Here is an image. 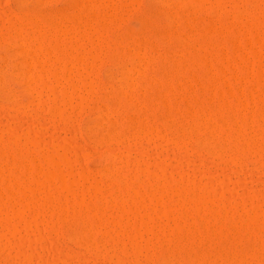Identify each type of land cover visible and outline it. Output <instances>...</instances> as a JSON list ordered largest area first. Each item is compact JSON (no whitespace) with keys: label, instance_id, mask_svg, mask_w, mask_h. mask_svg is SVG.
I'll return each instance as SVG.
<instances>
[{"label":"rangeland","instance_id":"1","mask_svg":"<svg viewBox=\"0 0 264 264\" xmlns=\"http://www.w3.org/2000/svg\"><path fill=\"white\" fill-rule=\"evenodd\" d=\"M113 1V2H112ZM121 1V2H120ZM134 1V2H133ZM204 1V6L202 7V9H196L197 11L195 12V14H194V11L192 10V13H190L191 12V8L190 7H187V9L185 10L183 7L182 8H180V6L179 7H176L174 4L173 5H171L170 7L171 8H168V7H166L164 4H162L161 2H159L158 0H108V2L105 0V2H104V4H105V6L104 7H101V9H100V13L98 12V9H96L97 11H95L94 9V11L92 10V12L94 13H92L91 12V10L89 9V7H88V5H85V6H87L88 7V9L84 6L83 7V5L80 7H76L75 6V8H71L73 5L72 4H70L72 1L70 0V1H68V0H26L23 4H21V5H19L18 3H16V0H0V35H2V36H0V71H4V73H5V75L7 76V78H6V80L4 81V82H2V84L0 85V88H2V90H0V91H5L4 92V94H2V92H0V130L1 129H3V130H5V131H3V130H1L0 132H3L4 133V135L5 134H7V133H5L6 131H9L10 130V132H9V134H12V136L14 135V137L15 138H18V139H20L21 140V142L23 143V144H27V142H25V141H27L28 140V138L29 139H33V141H34V139H35V141H36V143H38V144H40L39 145V147L40 148H42L43 146V150L44 151H47V152H49V154H51L53 151H54V153H55V150L56 149H58L61 145L65 148V150H67V152H68V155H70L71 156V158H73V160L75 159L74 157H76V159H75V162H74V164H73V174H75V172H76V170L78 169V171H83L82 173L83 174H88L89 173V178H95V179H97V180H99L100 182H102V184H103V186L105 185L106 186V184H107V186L108 185H116V184H118V186L120 185V187L122 188L123 187V185H124V187L122 188L123 189V192H125L124 194H126L127 193V191L125 190L124 191V189L127 187H129V186H131V188L133 189V187L135 188V185H136V187H137V183H138V181H140L141 180V177H143L142 178V181H141V183H139V184H141V186H142V184L144 185V183H145V185H146V183H149V187H150V189H152L151 188V186L152 187H154V189H155V187H157V185H160V184H162L163 182L161 181V180H163V179H165L166 177H167V179H168V182H170V184H172V185H178L179 186V184H178V182L176 181L177 179V177L179 176H181V173L183 174V176L185 175V177H189L190 179H189V181H187L186 183H188V184H185V187L187 186L188 188H189V185H190V187H194L195 189H197L198 190V188H201V189H203L204 187H208V186H217V189H219L220 190V192H219V194H220V196H221V191L223 190V191H225V194L223 195V199L225 198L224 196L226 195V202L228 201V203L227 204H229L228 205V207L226 208V206H224V207H220L219 206V204L216 206V209L214 208L213 209V214H212V208L210 209L209 207H207L206 208V210L204 211V210H202V215H200L199 216V214L201 213V209H200V207H199V212L196 210V211H194V209L191 207L192 206V202H190V205H188V204H186L187 202H189L191 199H187L188 197L185 195V197H184V195H180L179 196V202H178V204L180 203L181 204V198H183L184 197V199L183 200H186L187 199V202H184L183 204H186L185 206H190V208L191 209H193V210H190V208L188 207H183V209L181 208L182 206H180V204L179 205H177V202L175 201V199H174V197L171 195L173 192H175V194L176 193H178L177 192V188H178V186H177V188L175 189L172 185V188H173V190L174 191H172V193H171V189L169 188V187H171L170 185L168 186V187H165V188H167V191H168V188H169V195H166V189H165V191H164V189L163 188H160L159 186H158V189H163V199H165L167 202H165V203H167L168 205H170V206H168L167 204H166V207L168 206L169 208H172L169 212H167L168 210H167V208L166 207H164V209L163 210H165L164 212L162 211V213H164V214H162V215H168V216H165V217H163V219H164V221L161 223V221H159L158 222V224H157V221H156V226H154L155 225V223L153 224V229H155V235L153 234V233H151V232H149L148 230L151 228V227H149V229L147 230V228L145 229L144 227H146V226H144L143 227V229H145L146 231H148V232H144L143 233V235H144V237L143 236H141V235H138L136 238H138V240L139 239H141V241L139 240V241H137V239H136V242H140L141 243V245L140 244H138L139 246H141L142 247V249H144V250H142L141 251V253H139L138 254V256H137V253L136 252H138V251H131V250H134V248L132 247V246H130L129 245V243L130 244H132V242L134 241V239L135 238H133V235H132V238H133V241L132 242H129L130 241V239H129V241H127V237H125V241H127V242H129V243H127V242H125V243H127V244H125V243H123L124 242V238H123V236H121L122 234H121V231L119 230L120 229V227H122L123 225H122V223L123 222H125V220H127V219H129V224L130 225H128L127 226V224H126V226L127 227H125L124 228V226H123V228L126 230H128L129 228V231H132V234H134V232H133V230H135L136 229V231H137V233H140V232H142V230L141 231H139L137 228L140 226L141 227V225H137V223H138V220L140 219V217L142 218L143 217V219L145 220V218H149V217H152L151 215H153V216H156L157 215V213H156V215H154V213H151V208H149V209H147L144 205H142V207H143V209H142V207H140V206H137L138 208L137 209H140V210H138L137 211V209L134 207V206H132V204H130V202H132V200L130 201V199L133 197H131V198H129L128 197V194H126L127 196H125V195H123L125 198L126 197H128L129 199H127L128 201L127 202H129V203H125L126 202V199L124 200V201H122L121 199V196L122 195H119V193L121 194L122 193V190H120V189H118V190H120L121 192H119V191H117L116 189L118 188L117 186V188H114L113 186H112V188L113 189H111V190H113V191H117V192H119L118 194H117V192L116 193H114V192H112V194H111V196L112 195H114V196H117V199H118V202H116L115 200H114V202H116V205L117 206H112V205H115V203L114 202H112V204H111V201L113 200V198L114 197H108V195L106 196L105 194H104V192L103 193H98L99 194V196H98V194H95L93 191H92V194H90V192H91V189L88 187V192H89V190H90V192L89 193H86L87 195H86V199L88 200V198L89 199H91V202L93 201V199H94V201H93V203H95V204H97V202L99 203L98 205H99V209H98V211H97V215H95L94 213H91V215L93 216H91L90 218H92L93 220H91L90 219V221H92L91 223H93L94 225L96 224L97 226H99V228L101 229L102 228V231H100V232H102L103 233V231H104V227H102V225H105V230H108V231H110L107 227H111L112 226V228H114L115 226L117 227V224H115V226H113V225H111L112 223H114V222H110V221H113V220H110L111 218H113L114 219V221H115V223L116 222H120V220L122 219H120L119 217H123V218H125V219H122L123 220V222L121 223L120 222V224H119V226H118V228H116L117 229V232H119V240H121V237L123 238V240H121V241H123V242H119V244H117L116 245V243H113L112 241L113 240H117V235H116V231H114V230H116V229H114V230H112L113 231V233L116 235V237L114 238L113 236H114V234L112 233V231H111V233H112V238L111 237H108L110 234L109 233H107V236H105L106 234H102V233H100V232H98V234H97V240H95V241H99V240H101V242H98V244H99V248L101 247V249H100V251H101V253L103 252H105L104 254H106V250H107V252H109V254H108V256L107 255H104L103 256V253L101 254V255H97L98 253L100 254V252H99V250H96L97 248L96 247H94L93 248V244H92V246L90 245V246H88V247H90V249H88L86 246H82V244H80V242H78L77 241V243H79V244H76L75 243V239H73V237H71L69 234H71V226H73L74 227V225L76 224L75 223V217L72 215V216H70V215H66L65 213H62V211H61V208H62V206L64 205V203H65V205L68 207V204H69V206L70 207H72L71 206V204L70 203H72L73 201H77V199L76 200H72L73 198H72V196H69V194H71V193H65V194H63V195H65V197H67L66 199H63V197L62 198H60V196H58V193H54L55 195L57 194V197L59 198L58 200H55V199H57V197L56 198H54V200H52V201H54V202H52V204H55L56 202L55 201H59L60 199H62V200H60L61 201V203H59L58 202V205H57V203H56V205L57 206H60L61 208H59V207H55L54 205L52 206V204H51V206H46V207H48L45 211H48V212H46L47 214L44 216V218H54V220L55 219H57L56 221L58 222H53V223H51L50 222V224H56V226L54 225L52 228L47 224V222H46V220L44 221V220H42V221H44V222H40V221H38V224L36 223V222H34L33 224H32V221H30L31 222V224L29 223V221H26V223L27 224H23L24 222V220H23V218H21V216H23L24 218H25V216L27 217L28 215H26L27 214V210H26V213L23 211L22 212V215L20 216V218H21V221H19L18 219H20L19 218V215L18 216H16L18 219L16 220V217L14 218L16 221H19V222H21L18 226H17V229L18 228H21V232H18L17 234H16V231H19V230H15V229H11V230H15V231H13V232H15V234L13 235V238L11 237V236H9L8 234H9V232H6V230L3 228V230H2V227H0V235H2L4 232H6V236L8 235L9 237H5L4 235H2V237H4L3 239H5V238H10L11 240L10 241H15V243H13V241L11 242V245H13V244H17V242L20 244V246H19V244L18 245H15V247L14 246H11L10 248L8 247L9 246V244H8V241H6L7 243V246H6V244H5V240H3V242H4V244H3V242H0V243H2L1 244V248L3 247L2 245H5L6 246V248H5V246H4V251L2 250L1 251V248H0V252L2 253L3 252V255H1L0 254V264H17V262H18V264H21L22 262L21 261H23V259H22V252H25V253H27V255H30L31 257H33L32 258V260L33 261H30V263L29 264H61V260H63V262L64 263H66L65 261H67V263L66 264H163L162 262H164L165 263V261H163V260H166L169 256H170V254H176L175 256H178L177 255V253L175 252V250L178 248V244H179V249H180V251L184 248V245H183V248H182V244H181V242H182V238H183V234L185 233L186 234V236H187V234H190V233H192V231H194L195 232V230H191V232L189 233V230H187L188 228H193L194 229V227H196L197 226V228L199 227V224H198V222H200V219H207L208 221L212 218H214L213 216H214V210H215V214H216V212L218 211V207L221 209L219 212H221L222 211V215H224V217H226V215L225 214H227V211L226 210H229V207H230V212H231V215H230V212H228V219H231L230 217H232V220H233V217H236V218H234V221H235V219H236V221H240L241 219L243 220V215L245 214L244 212H246V208H247V210L249 211V212H251L252 213V211L254 210V211H258L259 213L260 212H262L263 214H264V155L261 157L260 155L261 154H263L264 153V150H263V153H259L260 152V147H256V146H254V148L256 149H259V151L257 150V152L260 154V155H258V153H256V151L254 150V152H253V149H251V152H253L254 154L256 153V155H254L253 153H251L250 155H248L247 153V151L246 152H244L243 150H242V152L244 153V154H247L246 156H247V159H246V157H244V154H243V157L242 156H240L239 157V155H241L242 154V152H241V149L242 148H237V150H240V152H241V154L239 153V151L237 152V150H236V148H234L233 147V149H235L236 150V152L237 153H239V155L237 154V156H235L236 155V152H235V155H233L234 153H233V150L231 149L232 147H230V146H232V141H230L231 139V134H233V133H231L232 131H231V129L229 128V127H227V126H224V131L226 132H224L223 131V129H222V132H224L225 134H222V132L220 131V139H218L219 140V149H221L222 151H220V153H221V155H220V158H217L219 155H215V157H214V155H212V154H214V153H216V152H218V151H216V149L214 150V148H213V150H209V148L207 147V149L209 150H207L206 151V149H204V148H206V146L204 147V145H199V147H198V143H196V142H193V141H195V140H193L195 137L194 136H196L195 135V133H193L192 132V129H189V130H191V133H193V134H191V133H188L186 136H184L183 137V139H182V141H181V143H182V145H181V143H179L180 142V140L178 139V144H179V146L181 145V146H183V150L178 146V144H177V142L176 141H172L173 140V136L171 135V133L170 132H167L168 130H166L167 128H166V125H167V123H173V121H174V124L176 123H180V122H183V123H186V124H190V123H192L194 120V114H197L198 112V110L196 109L197 107H198V109H200L199 110V112H201L202 111V113H203V111H205V108L204 107H202V104L200 105V106H197L195 103L197 102V103H201V102H203L204 103V101H207V99H209L208 101L210 102V99L213 101V100H216V98H218V96H217V93L218 92H220L221 91V89H219V86L220 85H222V86H220L222 89L224 88V87H228L229 85H233L234 87H238V89H241V87L243 86L242 84H244L243 82H245V81H243L242 79H240V77L242 78V75H239L242 71L244 72V71H246V72H244V74H243V72L241 73V74H243V76H245L246 74H248V75H246L247 76V79H246V77H245V79L247 80L246 81V89H247V93H249V94H252L253 96L255 95V94H257V93H259L258 91H259V89L257 88V87H259V88H262L263 89V93H262V96H263V94H264V81H262V83H256L255 81H252V84H254V83H256V85H259V86H256V85H253L252 86V84H249V82H251V81H248L249 79H251V78H249L248 79V77H250V76H253V74H254V72L253 71H255L256 72V70L255 69H253V71L251 70V67H253V68H255V67H257L256 65L257 64H260V62L258 61V60H262V64H261V66H262V68L260 67V66H258V67H260V69H263L264 70V60H263V58H262V56L260 57V58H258L259 56H258V54H260L261 52H259L257 55H255L254 54V56H256L255 57V60H253L254 59V56H252V54H249V53H251L250 51H248L249 53H247V50H248V48H249V46H250V44H245V41H244V39L245 38H242L243 36L244 37H248L250 34H249V32L251 33V31L253 30V32H255V35L260 39L261 37H263L264 38V24L262 23L263 22V20H260V19H262L263 17H262V15L261 14H263V16H264V0H254L256 3V5L255 4H253L254 3V1H252V0H249L252 4V6L251 5H249L250 3H249V1H246V0H224L223 2L225 3V5H224V3L221 1V5H220V7L221 8H216V6L218 5L219 6V4H216V0H214V2L212 3V1L213 0H211V2H209V4L206 2V0H203ZM239 1V2H238ZM246 1V2H245ZM112 2V3H111ZM122 2H123V4H122ZM171 2H173V0L171 1ZM206 2V3H205ZM218 2V1H217ZM106 3H108V4H106ZM174 3V2H173ZM214 3H215V5H214ZM233 3V4H232ZM246 3V4H245ZM261 3V4H260ZM102 4H103V2H102ZM111 4H112V6H111ZM119 6H118V5ZM122 4V5H121ZM205 4H207V5H205ZM259 4V5H258ZM110 5V6H109ZM214 5V6H213ZM224 5V6H223ZM238 5V6H237ZM255 5V6H254ZM114 6V7H113ZM116 6V7H115ZM213 6V7H212ZM217 6V7H218ZM259 6V7H258ZM111 7V8H110ZM172 7H174V8H172ZM209 7V8H208ZM211 7V8H210ZM225 7V8H224ZM248 7V8H247ZM249 7L251 8V9H249ZM257 7V8H256ZM77 8V9H76ZM83 8V9H82ZM128 8V9H127ZM135 8V9H134ZM215 8H216V13H215ZM230 8V9H229ZM244 8V9H243ZM256 8V9H255ZM262 10L263 9V11H261L260 9ZM29 9V10H28ZM39 9H41L42 11H45L46 13H49V14H51V12L53 11V12H57L58 14H61V15H66V14H71V13H73L74 15L75 14H81V15H83V14H90V15H92V17H94V22L93 21H91V22H88L87 23V25H85V24H80L81 26H78V24L76 25L77 27H76V29L72 26V27H70L71 29L73 28L75 31H77V32H75V31H71V29H70V31L72 32H70V33H68V35L69 34H73L72 36L74 37V34H75V37L73 38L72 36H67L68 38H66V39H64L63 40V45H62V49H63V51H64V47L66 46V45H68V44H70V43H72V42H76L77 43V45H78V47H77V49L74 51V53H76V55L78 54L79 56H80V58L82 57L81 56V54L83 55V56H85L86 54H84L85 52H86V49H88V48H90V47H92V48H94L93 46L95 45L94 43L96 42H98L97 43V45L95 46L96 48H94V49H97L96 51L98 52V54H99V57L100 58H98V59H96V61L93 63V61L92 62H90L89 60L86 62V61H84V62H81V63H83V64H80V67H81V65L82 66H84V70H85V64L88 66L87 67V72H86V77H85V72H83V74L81 73V75L83 76L84 75V77H82L81 75H80V77H79V75L78 74H75L76 72H77V70L75 69V66L78 64V61H77V64L75 63V66L73 65V61L72 60H75L76 58H73V59H71L70 60V62L72 63V65L74 66H72V67H70V65L69 64H71V63H69L68 64V66L67 67H70V68H68L67 70L66 69H64V70H66L65 72L63 71V70H61L60 72H64V73H60V75L61 74H64V76H65V78L67 79V80H65L64 78H63V76L61 77V78H63V79H61L60 77L58 78L55 74H51L49 77H51L50 79L52 80V82L50 81V79L49 80H47L46 78H45V84L44 85H46V83H48V85H50V87L54 84V86H56L57 87V85H58V87H60L61 86V84L60 83H63V85L61 86V89H59L58 87H57V89H58V91L60 92V90H62V89H64L65 87V90L64 91H66V92H69L70 90H71V84H73L74 85V83L76 84V82L78 83L79 82V86L82 84V85H87V84H83V81L85 80V79H82V78H87L86 80V82H90V81H88V80H90L89 78H91V80H95V84H96V91H94L93 93L91 92V94H89L88 92L86 93V92H84L85 91V86H80V90H82V89H84L83 91H79L80 92V95H81V93L82 92H84L83 93V96L85 97V96H87L86 97V99H84V101H82V103H83V105L81 104V103H79L78 101H80L81 102V99H80V97L78 96L79 95V93H75L77 96H78V98L80 99H78L77 97H75V95H74V93H73V95H74V97H72V99H70L71 98V96H72V93L70 94V96H68V97H70L69 98V100L68 99H66L65 97V95L62 97L61 96V94H58V96H57V93H55V94H52V92L50 91V92H48L47 93V91H49V89L47 90L46 88H44L45 90H47V91H45L44 89L42 90L41 88L42 87H46V86H43V84H42V82H40V83H35L37 86H38V89H37V86L34 84V86H33V88L32 89H35V90H33L35 93H33L32 92V94L30 93L31 92V83H29V82H27V85H29L30 87H28L27 88V85H26V87L24 86H22V85H20L16 80H15V78H13V76H12V73H14L15 71V63L16 64H18L19 63V61H21L23 58H24V56H21V55H23L22 54V51H20L19 52V49L21 48V46L20 45H22V47H23V49H24V47H25V45L26 44H28V43H26L27 41H26V39H24V38H22L21 36V38L20 37H18V36H15L14 35V38H10V35L9 36H7L9 33H12L13 32V34H14V32H16V31H12V30H14L13 28H15V30L17 29V31H20L21 30V28H23V29H25V28H30V30H32L31 29V27H24V26H26L27 25V23H26V25H25V23H24V20H25V22H26V20L27 19H25L26 17H27V15H26V13H32V14H34L35 12H37ZM116 9V10H115ZM211 9H213V10H211ZM227 9H228V11H227ZM235 11H234V10ZM247 9V10H246ZM8 10H9V12H14L12 15H10V17H12V18H9V19H5L4 18V16L6 17V18H8L6 15H4L5 13H3V12H6V14L8 13ZM102 10V11H101ZM221 10V11H220ZM255 10H257V12L255 11ZM26 11H28V12H26ZM32 11V12H31ZM60 11V12H59ZM85 11V12H84ZM111 11V12H110ZM224 11V12H223ZM250 13H249V12ZM23 12H24V14H23ZM61 12H63V13H61ZM98 14H97V13ZM123 12V13H122ZM128 12H129V14H128ZM238 12H240L239 14H240V16H239V14H238ZM258 12H259V18H258ZM263 12V13H262ZM2 13V14H1ZM17 13V14H16ZM65 13V14H64ZM110 13V14H109ZM182 13H183V15H182ZM221 13V14H220ZM233 13H235L234 15H233ZM247 13V14H246ZM248 13H249V15H248ZM252 13V14H251ZM256 13V14H255ZM15 14V15H14ZM117 14V15H116ZM177 15L178 17H180L181 18V21H182V29H183V31H184V33H185V35H186V40H185V43H187V45L189 46H187L186 47V45H181L180 43H177V41L174 39V38H170V37H165V36H162L161 34H159V31H160V29L161 28H163L164 27V24H166V17L168 16V15ZM214 14V15H213ZM244 15L243 17H242V15ZM19 15H21L22 17L25 15L26 17H19ZM36 14H34V16H35ZM89 15V16H90ZM101 15V16H100ZM105 15V16H104ZM218 15V16H217ZM223 15V16H222ZM233 15V16H232ZM235 15H236V17H237V21H236V17H235ZM257 15V17H255ZM17 16V17H16ZM33 16V17H34ZM97 16V17H96ZM253 16V17H255L254 19H256V20H253V17L251 18V17ZM3 17V18H2ZM233 17H234V19H233ZM240 17H242V18H240ZM246 17H248L247 18V21H248V19H250L249 21V23H245L244 25H243V21H245V18ZM250 17V18H249ZM191 19L192 20V22H190L191 20H189V21H184L183 19ZM218 18V19H217ZM123 19V20H122ZM199 19V20H198ZM230 21H229V20ZM259 19V20H258ZM264 19V18H263ZM105 20V21H104ZM193 20H195V24H192L193 23ZM238 20H240L239 22H238ZM243 20V21H242ZM185 22V25H189L190 27H194V28H192L193 30H190V32H187V31H189V29H190V27L188 26H185L184 25V22ZM221 21V22H220ZM242 21V22H241ZM255 21H257V23L256 24H254V22ZM237 22V23H236ZM261 22V23H260ZM22 23H24V24H21ZM103 23L105 24V25H103ZM118 23V24H117ZM221 23V24H220ZM238 23H239V25H238ZM241 23V24H240ZM253 23V24H252ZM260 23V25H258ZM39 26L42 24L43 25V23L40 21L39 23ZM92 24H93V26H92ZM262 24H263V26H262ZM221 25V27H220V30H221V28L223 27V25H227V28L229 29V30H226V29H223V30H221L222 31V33L221 32H217L218 30H219V26ZM240 25H241V27H240ZM248 25H250L249 27H248ZM251 25H253V27L251 26ZM256 25L258 26L257 28H255L256 27ZM21 28H20V27ZM45 26V24L43 25V26H41V27H44ZM46 26H47V24H46ZM46 26L44 27V28H46ZM86 26V27H85ZM114 26H116V27H114ZM216 26V27H215ZM11 29H10V28ZM80 27V28H79ZM84 27V28H83ZM90 27V28H89ZM93 27V28H92ZM218 27V28H217ZM247 27V28H246ZM20 28V29H19ZM89 28V29H88ZM96 28V31H94L93 29H95ZM196 28V29H195ZM216 29L217 31H215L214 29ZM224 28H226V27H224ZM243 28H245L244 30H243ZM255 28V29H254ZM9 29L11 30V31H9ZM213 29V30H212ZM247 29V30H246ZM251 29V30H250ZM29 30V29H28ZM27 30V32H28V34L27 33H25V31L23 30V36L25 35L26 37H27V35L29 36V38L31 39V37L33 36L32 34H35V32H31V31H28ZM35 30V29H34ZM34 30H32V31H34ZM128 30V31H127ZM187 30V31H186ZM198 31V32H196V31ZM219 30V31H220ZM226 30V31H225ZM255 30H259L258 32L257 31H255ZM7 31H9V33L7 34ZM22 31V30H21ZM87 31V32H86ZM192 31V32H191ZM200 31V32H199ZM209 31V32H208ZM236 31V32H235ZM2 32V33H1ZM128 32H130V33H128ZM194 32V33H193ZM204 32V33H203ZM210 32H213L214 34H212V33H210ZM230 32V33H229ZM243 32H244V34H243ZM246 32V33H245ZM247 32H248V34H247ZM5 33V34H4ZM29 33H30V35H29ZM81 33V34H80ZM132 33V34H131ZM192 33H193V35H192ZM217 33V34H216ZM221 33V34H220ZM225 33V34H224ZM261 35H260V34ZM27 34V35H26ZM92 34V38H93V42H94V39H96V37H94L95 35L97 36V38H98V36H99V38L101 39H97L92 45L90 44V43H92L90 40H91V35ZM126 34H127V36H129V34H130V36H132V37H134L136 40H139V41H141V42H151V43H148V44H150V46H148L146 49L149 51V56H151V58H153V59H151L150 58V60L148 61V62H146L145 64H144V62H142L141 64H140V70L139 71H137L136 72V76L134 77V79L132 80V82H134V85L133 86H135V88H137L139 91H137L138 93H140L139 95L141 96H139L138 95V93L137 92H135V94L136 95H134L135 97L133 98L134 99V103H133V108H130V107H128V105L127 104H125L124 103V100H122L123 99V97H121L119 94H117V93H112V92H108V91H106V87H108V85L109 84H113V83H115V84H117L118 83V77H120V70H121V65H122V63H126V62H129V55H127V54H130V53H128V51L129 52H132V51H134V49H133V47L135 46V44L133 43V41L131 42L130 40H125V39H128V37L126 38ZM212 34V35H211ZM219 34V35H218ZM247 34V35H246ZM6 35V36H5ZM87 35H89V36H87ZM156 35H158L157 37H156ZM251 35H252V33H251ZM250 35V36H251ZM254 36V35H253ZM253 36H251V38L250 39H252V37ZM260 36V37H259ZM2 37V38H1ZM9 37V38H8ZM16 37V38H15ZM17 37L21 40H19V39H17ZM83 37V40H84V42H83V44H85V48H84V45L82 44V39H80V38H82ZM90 37V40L88 39ZM157 39H156V38ZM187 37H188V39H187ZM5 38V39H4ZM232 38H235V40H236V38H237V40H236V43H238V45H240V49H239V47H237V44H231L230 42H229V40L230 39H232ZM249 38V37H248ZM248 38H246L247 40H249ZM263 38H261L262 40H263ZM11 39V40H10ZM22 39H23V41H22ZM106 39V40H105ZM240 39V40H239ZM3 40V41H2ZM13 40V42H11ZM24 40L26 41L25 43L26 44H24ZM86 40V41H85ZM89 40V41H88ZM104 40V41H103ZM125 40V41H124ZM147 40V41H146ZM242 40V41H241ZM253 40V39H252ZM261 40V41H262ZM4 41H9V44L8 45H5L4 44ZM30 41V40H29ZM70 43H69V42ZM239 41V42H238ZM251 41V40H250ZM250 41H249V43H250ZM22 42H23V44H22ZM88 42H90L89 44H87ZM113 42V43H112ZM119 42V43H118ZM129 44H128V43ZM229 42V43H228ZM248 41H246V43H247ZM20 43V44H19ZM125 43H127V44H125ZM132 43V44H131ZM239 43H242V44H239ZM252 43V42H251ZM98 44H100V47L98 46ZM115 44V45H114ZM131 44V45H130ZM133 44H134V46H133ZM201 44V45H200ZM207 44V45H206ZM245 44V46L246 47H248L247 49H245L246 47L245 46H243L244 47V49L246 50V53H245V51H244V49H243V47H242V45H244ZM263 44H264V40H263ZM119 45V46H118ZM153 45V46H152ZM10 46V47H9ZM20 46V47H19ZM86 46H88V47H86ZM108 46V47H107ZM173 46V47H172ZM196 46V47H195ZM252 46V45H251ZM250 46V47H251ZM253 46H254V42H253ZM151 47H152V49H151ZM80 48V49H79ZM99 48V49H98ZM109 48V49H108ZM180 48V49H179ZM239 50H238V49ZM252 48L253 47H251V50H252ZM256 48V47H255ZM259 48V46L255 49L257 52L258 51H260V50H257ZM16 49V50H15ZM22 48L20 49V50H23ZM53 49V50H52ZM59 49V48H58ZM56 50V48L55 47H53L52 45H49V46H45V47H43V48H41L40 50H41V52H43L44 54H45V50L47 51L46 53H48V51H49V53L48 54H50V56L47 58L46 57V59H48L49 61H51L52 62V60L53 59H56L57 57H56V55H54V54H57V56H58V54H60L61 52H58V51H60V50ZM61 49V50H62ZM91 49V48H90ZM94 49H92V50H94ZM132 49V51H130ZM236 51H234V50ZM259 49H261V48H259ZM18 50V51H17ZM51 50V51H50ZM100 50H101V52H100ZM111 50V51H110ZM153 50V51H152ZM263 50V54L261 53V55H264V47L261 49V51ZM113 51V52H112ZM127 51V52H126ZM152 51V52H151ZM184 51H186L185 52V55H184ZM243 51V53H241ZM13 52V53H12ZM40 52V53H41ZM56 52V53H55ZM58 52V53H57ZM103 52H104V54H103ZM170 52V53H169ZM255 52V51H254ZM54 53V54H53ZM204 53V54H203ZM252 53H253V51H252ZM14 54V55H13ZM48 54H46L45 56H48ZM102 54V55H101ZM220 54H221V56H222V54L223 55H225V57H228V55L230 56V58H231V55H234V57L232 56V59L233 58H235V59H237V62L238 63H235V61H233L235 64L234 65H236V67H235V69L233 70V69H231L232 71H233V73H232V71H230L229 69H228V71L226 70L225 72V74H222V73H224V72H221L220 73V75L222 74V75H224L223 77L222 76H220L221 78H220V80H221V82L220 83H217V84H215L217 87L216 88H214V85H212V87H210V86H205V87H209V88H211V89H213L214 91H213V95H211L212 94V91H211V89H210V91H211V94H210V91L207 89V88H204V86H203V88H202V86H200L198 83H200L202 80V76H204V72H207L208 71V69L210 70V68H212V66H213V63H216L217 61L216 60H218L219 59V57H220ZM228 54V55H227ZM231 54V55H230ZM240 54H249V55H247V56H245L244 57V59L245 60H243V61H245V62H243L242 63V61H240L241 63H240V65H239V57H241L240 56ZM41 55V54H40ZM76 55H74V57L76 56ZM77 55V56H78ZM161 55V56H160ZM203 55V56H202ZM208 55V56H207ZM214 55V56H213ZM239 55V56H238ZM42 56L45 58V56L42 54ZM78 56V57H79ZM200 56L204 59H209L210 58V56H211V58L209 59V60H204L205 61V63H204V61L202 60L201 61V58H200ZM205 56V57H204ZM56 57V58H55ZM60 57V56H59ZM77 57V58H78ZM181 57V58H180ZM208 57V58H207ZM214 57V58H213ZM243 57V56H242ZM264 57V56H263ZM1 58H5L6 60L5 61H3V59H1ZM22 58V59H21ZM53 58V59H52ZM111 58V59H110ZM169 58V59H168ZM177 59V61H179L180 59H184V61L186 60V66H184V65H182V68H183V70L181 69V71L177 74V82H178V85H177V87L178 88H180V89H177V88H175L173 91H174V94H173V91H166V90H164L162 87L159 89V86H158V84H154V86L152 87V89H151V91H150V93L149 94H151V95H144L145 94V92H144V94H143V92H141V91H144L145 89V78L147 79V77H152V78H156V79H160L161 78V76L165 73V70L166 69H169V68H171V65H172V62L173 61H176V59ZM200 58V59H199ZM216 58V60H214ZM229 58V57H228ZM249 58V59H248ZM52 59V60H51ZM172 59V60H171ZM193 59H194V62H192L193 61ZM199 59V60H198ZM239 59V60H238ZM241 59H243V58H241ZM2 60V61H1ZM57 60V59H56ZM168 60V61H167ZM171 60V61H170ZM198 60V61H197ZM211 60H212V62H211ZM260 60V61H261ZM47 61V60H46ZM49 61H47V63H49ZM54 62H58V61H55V60H53ZM170 61V62H169ZM181 61H183V60H180L179 62L181 63ZM184 61L182 62V63H184ZM189 61V62H188ZM214 61V62H213ZM250 61V62H249ZM2 62V63H1ZM5 62V63H4ZM11 62H13V63H11ZM50 62V64H49V66H48V68H51V69H46V71L47 72H49V73H47L45 70H44V68H43V70L45 71V73L46 74H50L52 71H53V69L55 68L54 66H55V63L53 64V63H51ZM74 62H76V60L74 61ZM259 62V63H258ZM148 63V64H147ZM166 63V64H165ZM181 63V64H182ZM188 63V64H187ZM247 63V64H246ZM95 64V65H94ZM101 64V65H100ZM139 64V63H138ZM256 64V65H255ZM13 65H14V67H13ZM54 65V66H53ZM56 65H58L57 63H56ZM94 67H93V66ZM237 65H239V70H236L237 69ZM245 66L246 68H248L247 70H246V68L245 69H243L244 68V66H243V68L242 67H240V66ZM253 65V66H252ZM32 66V67H31ZM29 65V67H28V72L30 71L34 76H36L37 74H39L40 72H39V70L37 69V66L36 65ZM51 66V67H50ZM98 66V67H97ZM199 66V67H198ZM209 66V67H208ZM248 66V67H247ZM46 67V66H45ZM39 68V67H38ZM72 68V69H71ZM83 67H81V69H82ZM207 68V69H206ZM242 68V69H241ZM70 69H71V71L73 70L74 72H70L69 73V71H70ZM75 69V70H74ZM258 69V68H257ZM17 71H18V69H16ZM49 70H52V71H49ZM55 70V69H54ZM241 70V71H240ZM14 71V72H13ZM76 71V72H75ZM89 71H91V73L89 72ZM247 71H248V73H247ZM249 71H251L252 72V74H251V72H249ZM12 72V73H11ZM29 72V73H30ZM81 72H82V70H81ZM228 72V73H227ZM237 72H238V74H237ZM16 74H17V72H15ZM88 73L90 74V76L88 75ZM159 73H161L160 75H159ZM251 75H250V74ZM73 74H75V75H77V76H75V75H73ZM231 74H232V76H234V74L236 75L235 77L236 78H234V77H232L231 76ZM28 75H31V74H28ZM66 75H68V76H66ZM72 75V77H70ZM195 76V78H194V76ZM230 75V76H229ZM239 75V76H238ZM52 76H56L57 78V80L58 81H60V79L62 80V82L60 81V82H56L57 83V85H55V81L53 82V78H52ZM31 77H33V76H31ZM48 77V76H47ZM68 77H69V79H68ZM75 77H76V79H75ZM89 77V78H88ZM231 77V78H230ZM12 78H13V80H12ZM72 78V79H71ZM73 78H74V80H73ZM118 78V79H117ZM223 78H225L223 81H222V79ZM253 78V77H252ZM117 79V80H116ZM237 79V80H236ZM244 79V78H243ZM244 79V80H245ZM54 80H55V77H54ZM63 80H65V81H63ZM69 80V81H68ZM240 80H242V81H240ZM252 80V79H251ZM48 81V82H47ZM50 81V82H49ZM117 81V82H116ZM192 81H194V82H192ZM197 81V83L196 84H194L195 82ZM97 82V83H96ZM193 83V84H191V83ZM242 82V83H241ZM51 83H53L52 85H51ZM60 85H59V84ZM85 83V82H84ZM40 84H42V86H39ZM70 84V85H69ZM187 84V85H186ZM191 84V85H190ZM65 85V86H64ZM69 85V86H68ZM98 85V86H97ZM241 85V86H240ZM250 85V86H249ZM35 86H36V88H35ZM141 86H142V88H141ZM144 86V87H143ZM180 86V87H179ZM190 86H192V88L190 87ZM195 86V87H194ZM200 86V87H199ZM224 86V87H223ZM41 87V88H40ZM49 87V86H48ZM47 87V88H48ZM49 87V88H50ZM70 87V88H69ZM184 88V89H186V94H185V96H182V97H184L183 99H182V97L180 96V94L182 95V92H183V90H181V88ZM189 87V88H188ZM253 87H255V88H253ZM22 88H24L23 90H22ZM25 88H26V90H25ZM191 88V89H190ZM31 89V90H30ZM36 89H37V92L38 91H40V90H42V92L41 93H43V101L44 102H42L41 100H40V102L41 103H39V101L38 100H36L37 98L36 97H34V96H36ZM86 89L88 90V86H86ZM109 89V88H108ZM140 89H144V90H141L140 91ZM179 90V94H178V91L177 90ZM192 89H194L193 91H192ZM201 89V90H200ZM262 89H260V91L262 90ZM68 90V91H67ZM105 90V91H104ZM155 90V91H154ZM175 90H176V92H175ZM208 90V91H207ZM217 90H219V91H217ZM158 91L160 92L159 93V95H157L158 96V99L155 97L156 96V94L158 93ZM165 91H166V94H165ZM215 91H216V94H215ZM15 93V95L14 96H12V95H10V94H8V93ZM45 92V93H44ZM58 92V93H59ZM72 92V91H71ZM163 92V93H162ZM189 92V93H188ZM209 92V93H208ZM256 92V93H255ZM61 93H64V92H61ZM105 93V94H104ZM141 93H142V95H141ZM172 93V94H171ZM175 93H177L176 95H175ZM188 93V94H187ZM253 93H255V94H253ZM261 93V92H260ZM48 94V95H47ZM108 94V95H107ZM45 95V96H44ZM51 95V96H50ZM54 95V96H53ZM60 95V96H59ZM102 95H106V97L105 96H102ZM122 98H120L119 96ZM138 95V96H137ZM160 95H163L164 97H169V98H172V100H175L176 99V101H177V99H178V101H177V103H176V101L174 102L176 105H175V107H176V109H178L179 110V112L177 113V114H175V116H171L172 117V120H170L171 122H169V118H171V117H169L168 118V116L166 117V116H163L164 114V110H165V108H164V105H163V103H162V100L160 99ZM184 95V94H183ZM242 95V97L241 98H243V96L245 97V95L244 94H241ZM53 96V97H52ZM57 96V97H56ZM179 97V98H176V97ZM216 98H215V97ZM240 96V95H239ZM239 96H234V97H236V99L233 97V96H231V97H233V98H231V100L234 102V101H238L239 99H241ZM247 96V95H246ZM256 96V95H255ZM253 97V98H255V99H250V97H245L244 99L247 101V100H251V102L249 101L248 102V104H247V106L249 105V106H254V108H255V110H256V108L258 107V106H256L255 107V102L256 103H258L257 101V98L256 97ZM67 97V98H68ZM84 97H82V98H84ZM108 97V98H107ZM144 97V98H143ZM192 97H193V100H192ZM213 97H214V99H213ZM237 97H238V100H237ZM34 98V99H33ZM36 98V99H35ZM65 98V101H66V103L64 104V99ZM73 98H76V99H74L73 100ZM155 98V99H154ZM206 98V100H204ZM229 99H230V97H228ZM228 98H225V100L224 99H222V100H224L225 101V103L227 102L226 100H228ZM32 99V100H31ZM55 99V101H53ZM57 99V100H56ZM185 99V100H184ZM201 99H203L204 101H202ZM35 100V101H34ZM67 100H68V102L69 101H71V102H73V104H75L76 102H75V100L77 101V104H75V109H73V107H74V105H72L71 104V102L69 103V104H67L68 102H67ZM198 100H199V102H198ZM219 99H217L216 101H218ZM228 101V102H231L232 103V101ZM241 100H243V99H241ZM257 100V101H256ZM123 101V102H122ZM205 102V103H208V104H210L209 102ZM253 101V102H252ZM30 102H32V103H30ZM60 102V103H59ZM220 102L221 101H219L218 103L217 102H213V104L211 103L210 104V106L212 105V106H214L216 103H217V105H215L214 107H217V108H220L221 106L219 105L220 104ZM228 102L226 103L227 105H225L224 104V106H230V105H233V104H228ZM34 103V104H33ZM48 103H49V105H48ZM59 104L60 105V107L62 106H66L65 107V109L67 110V108H69L68 109V111L69 112H67L70 116H72V118H73V120H74V123L76 124L75 126H78L79 127V129H78V127H75V128H77V130L75 129V130H73L72 129V127L70 126V124L69 123H67L66 121H64V123H63V120L62 121H60L59 120V117L58 116H54L53 114H52V112H51V114H52V116H51V114H50V111L52 110V107H53V105L54 104ZM215 103V104H214ZM263 103H264V101H263ZM14 104H15V106L17 107H14L15 108V110L17 111H15V110H9V108H11L10 106H14ZM32 104V105H31ZM51 104V105H50ZM56 104H55V106H56ZM70 104L73 106L72 108L70 107ZM82 105V107H80V105ZM221 104L223 105V103L221 102ZM2 105V106H1ZM7 105V106H6ZM34 105V106H33ZM93 105V106H92ZM189 105H191V106H193L194 108H192V107H190ZM194 105H196V106H194ZM50 106H51V109H49L50 108ZM68 106V107H67ZM78 106H79V108H78ZM84 106V107H83ZM185 106H187V107H185ZM248 107L247 108V110H249V111H251V114H252V109H254L253 107ZM264 105L262 104V102H260V104H259V107H263ZM28 107V108H27ZM61 107V108H62ZM63 107V108H64ZM89 107V108H88ZM188 107H190L191 108V110L189 111V112H186L187 111V108ZM196 107V108H195ZM200 107V108H199ZM214 107L212 108L211 107V109H212V111L213 110H215V109H217V108H215L214 109ZM6 108H8V109H6ZM19 108V109H18ZM77 108V109H76ZM103 108V109H102ZM203 108V109H202ZM13 109V108H12ZM35 109V110H34ZM65 109H63V112H65L64 110ZM84 109V110H83ZM195 110V111H193L194 112V114L192 115V110ZM9 110V111H8ZM70 110H71V113H70ZM188 110H189V108H188ZM246 110V114H247V116H251V114H249V111H247ZM14 111V112H13ZM26 111V112H25ZM101 112V111H103V112H107L108 114H109V116L111 117V119L112 120H114L115 122H116V124H117V133H121L120 134V136H118V137H122L121 138V140H120V138L118 139L119 140V142H118V140H115L116 142H112V144H109L110 146H108V143H107V141L105 142V141H98L97 142V140H94V138L92 137L91 138V136H87L88 134L86 133V127L88 126V125H93V123H94V121H95V115H96V113L97 112ZM254 111V110H253ZM24 112V113H23ZM92 112V113H91ZM196 112V113H195ZM214 112H216L215 114H217V111H213V115H214ZM74 113V114H73ZM128 113V114H127ZM129 113L131 114V115H134V117H135V119L136 120H138V121H142L141 123L142 124H144V126L146 125V127L147 128H150V126L148 127V124H150L151 126H154L155 125V127L156 126H158V128L159 129H155V132H156V134L158 133V135H156V134H154V136L153 135H149L150 137H149V139H147L148 137H143V136H139L138 134V132H136V131H132V132H135L136 134H134V133H132L131 132V134L130 135H128L130 132H128V134H127V132L125 131V127H126V125L128 124V116H129ZM186 113H191V116H193V117H191V118H193L192 119V122H191V118L189 117V114H186V115H188L187 117H185L186 115L185 114ZM219 113V112H218ZM262 113H263V115H264V109L262 108ZM262 113H260V114H262ZM159 114V115H158ZM233 114V115H232ZM231 115H230V118L232 119L233 117H234V119H236V118H240V115H237V117H236V114L235 113H232ZM176 115H178V116H176ZM212 115V117L214 118V116ZM219 114H217L216 116H218ZM261 116V115H259V121L258 122H260L261 121V119L262 120H264V116ZM54 116V117H53ZM158 116V117H157ZM215 116V118H214V121H215V123L216 122H219L220 123V121L222 122V119H219V121L217 120L218 118H219V116L218 117H216ZM81 117V118H80ZM185 119H184V118ZM189 117V118H188ZM50 118V119H49ZM55 118H57V119H55ZM79 118V119H78ZM174 118V119H173ZM221 118V117H220ZM61 119V118H60ZM163 119H167V120H163ZM186 119H188V120H186ZM49 120V121H48ZM55 120V121H54ZM186 120V121H185ZM53 121V122H52ZM163 121V122H162ZM185 121V122H184ZM32 122V123H31ZM57 122V123H56ZM62 122V123H61ZM66 122V123H65ZM165 122H167V123H165ZM56 123V124H55ZM218 123V124H219ZM260 123H262V121L260 122ZM260 123H258V124H256V126L255 125H252V128H253V126L255 127V129H254V131L250 128V127H248L247 129H246V132H245V134L247 135L248 133V136H254L252 139H256L255 140V142L258 140V141H261V136L263 135V132H264V128L262 127V124L264 123H262V124H260ZM67 124V125H66ZM217 124V123H216ZM36 125V126H35ZM53 125V126H52ZM55 125V126H54ZM64 125V126H63ZM68 125L70 126V128L71 129H69V127H68ZM165 125V126H164ZM257 125H258V127H257ZM259 125H261L260 126V128L261 129H258L259 128ZM108 126V124L107 123H104L103 124V127L101 126L100 127V129L102 130V128L104 129V128H106ZM264 126V125H263ZM4 127V128H3ZM89 127V126H88ZM257 127V128H256ZM12 128V129H11ZM33 128V129H32ZM56 128V129H55ZM99 129V128H98ZM123 129H124V131H123ZM226 129V130H225ZM263 129V130H262ZM158 130H160V132L158 131ZM261 131V133H260V131ZM154 131V130H153ZM158 131V132H157ZM247 131H249V132H247ZM259 131V132H258ZM72 132V133H71ZM155 132H153V133H155ZM14 133V134H13ZM152 133V134H153ZM170 133V134H169ZM9 134H7L6 136L7 137H9L10 135ZM119 134H117V135H119ZM133 134V135H132ZM160 134V135H159ZM167 134V135H166ZM215 134H216V136H215V138L217 137V138H219L218 137V133L217 132H215ZM229 134H230V136H229ZM245 134H244V136H245ZM262 134V135H261ZM0 135H2L1 133H0ZM9 135V136H8ZM125 135H128V136H130V138L128 137V139L127 138H125L124 136ZM134 135H137V136H139V137H136V139L138 138V140H140L141 139V137L142 138H144V139H142V141L144 140V145L145 146H142L143 145V143L141 144L140 142H137V141H135V139H134ZM156 135V136H155ZM192 135H194V136H192ZM222 135H225V136H222ZM228 135V136H227ZM255 135H256V137H255ZM260 135V136H259ZM5 136V137H6ZM133 136V137H132ZM167 136V137H166ZM170 136H171V138H170ZM191 136V137H190ZM221 136L222 137H225V141L223 140V141H221L220 142V140H221ZM25 137H27V140H25ZM151 137H153L154 138V140H153V138L151 139ZM186 137H189L188 138V140H185L186 139ZM197 137V136H196ZM228 137H230L229 138V140H227V138ZM247 137V136H246ZM244 138V139H242V141L243 142H246L248 139H249V137H247V138ZM140 138V139H139ZM145 138H146V140L148 141H146L145 140ZM164 138V139H163ZM190 138H192V139H190ZM215 138H213L214 140H217V139H215ZM261 138V139H260ZM23 139V140H22ZM37 139V140H36ZM54 139V140H53ZM127 139V140H126ZM156 139V140H155ZM169 139V140H168ZM171 139V140H170ZM181 139V138H180ZM247 139V140H246ZM52 140V141H51ZM133 140V141H132ZM245 140V141H244ZM30 141H32V140H30ZM32 141V142H33ZM35 141H34V144H35ZM46 141V142H45ZM59 141V142H58ZM141 141V140H140ZM141 141V142H142ZM153 141V142H152ZM156 141V142H155ZM158 141V142H157ZM161 141V142H160ZM186 141V142H185ZM187 141L189 142V144L187 143ZM191 141V142H190ZM251 143H253V141H251V140H249ZM254 142V144H252V145H256L257 143L259 144V142ZM25 142V143H24ZM51 142H52V145H49V143L51 144ZM105 142V143H104ZM155 142V143H154ZM164 142V143H163ZM173 143V145H174V147H172L173 145H171V143ZM175 142V143H174ZM231 143L230 145L229 144H227V143ZM250 142H248L249 144H250ZM55 143V144H54ZM110 143V142H109ZM137 144V145H134V147H132L133 146V144ZM140 143V144H139ZM186 143H187V145H186ZM192 143V144H191ZM194 143H196V144H194ZM215 143V142H214ZM59 146H58V145ZM130 144H132L131 145V147H130ZM139 144V145H138ZM167 144V145H166ZM177 144V145H176ZM185 144V145H184ZM245 144V143H244ZM243 143H241V145L243 146L244 145ZM247 144V143H246ZM249 144H247V145H249ZM257 144V145H258ZM54 145V146H53ZM146 145H148V146H146ZM156 145H158V146H156ZM163 145V146H162ZM166 145V146H165ZM169 145V146H168ZM196 145H197V147H196ZM224 145H226L229 149H227V150H224ZM229 145V146H228ZM247 145H245L244 147H246ZM26 148L28 147V146H30V142H28V146H26V145H24ZM57 146H58V148H57ZM62 146L59 148V151H57V152H62V151H64V148H63V150H62ZM142 146V147H141ZM169 148H168V147ZM176 146H177V148H176ZM188 146V147H187ZM194 146V147H193ZM136 147V148H135ZM144 147V148H143ZM166 147V148H165ZM193 147V148H192ZM204 147V148H203ZM222 147H223V149H222ZM21 150L22 151H25V149H23V147H22V145H21ZM46 148V149H45ZM133 148V149H132ZM51 151H50V150ZM53 149V150H52ZM70 149V150H69ZM122 149L124 150V152L122 151ZM128 149H129V151H128ZM166 149V150H165ZM184 149L187 151V152H185L184 151ZM193 149V150H192ZM196 149V150H195ZM211 149V148H210ZM226 149V148H225ZM231 149V151H229L230 152V154H229V152H228V150H230ZM264 149V148H263ZM20 150V151H21ZM118 150V151H117ZM121 150V151H120ZM127 150V151H126ZM199 150H201V151H199ZM234 150V151H235ZM250 149H248V151H249ZM39 151H41V150H39ZM44 151H41L40 152V154H42V152L45 154V152ZM117 151V152H116ZM131 151V152H130ZM189 151V152H188ZM191 151V152H190ZM226 152V154H227V157L225 158V152ZM261 151H262V149H261ZM38 152V151H37ZM37 152H36V154L34 153V158H37L38 159V161L40 160L38 157H40L41 158V156L40 155H38L37 154ZM46 152V153H47ZM51 152V153H50ZM73 152V153H72ZM121 152V153H120ZM159 152H161L160 153V155H162V157L160 156V155H158L159 156V159H160V161H159V159H158V157H156L157 156V154H159ZM201 152V153H200ZM209 152V153H208ZM224 152V153H223ZM75 153V154H74ZM103 153V155H101ZM106 153L108 154L109 153V155H111V154H113V155H115L114 153H118V154H123L124 155V153L127 155V156H129V159H128V157H127V159H128V161L130 162V161H135L136 159H138L139 158V160H141V161H138V160H136V162H137V167H139V164L140 165H142L141 166V168L142 167H144L143 169H147L150 173H147L148 171H146V173H145V171H144V173L143 174H150L151 176H149V175H145V177L143 176V174H142V169H140L139 168V170L138 171H140L141 173H140V175H139V173L138 172H136V174H138L139 176H137V177H139L138 179H137V177L136 176H134V177H136V180H138V181H136V184H135V182H129V184L130 185H128V182L126 183L125 181H123V180H121V179H119L118 181L116 180L115 181V178H119V177H122V175H123V177L122 178H124V180L126 179V178H130L131 176H132V174H134L135 175V173H133V171L134 170H136L135 168V165H133V162H131L130 164H129V168L128 167H124L123 168V166H121V171H119L118 173V175H121V176H116L115 178L113 177H111V176H107V178H106V176H104L103 174H102V176H104V177H102V178H100V176H101V174H99V173H101V171L100 170H105L106 169V167L107 168H109L108 166L110 165H107L108 163H107V161H105V160H103L102 159V157L104 156V154L106 155ZM186 153V154H185ZM200 153V154H199ZM219 153V152H218ZM231 153H233V154H231ZM53 154V153H52ZM80 154V155H79ZM189 154V155H188ZM222 154L224 155V158H223V156H222ZM35 155H36V157H35ZM46 155V154H45ZM45 155L43 156L42 155V158L43 157H45ZM75 155H78V156H75ZM126 155L124 156V157H126ZM228 155H233V157L235 158V160L234 159H230L231 161L232 160H234V162L236 163V162H239L238 160L240 159V161L242 160V162H243V164L244 163H246V164H244V166L242 167V168H240V166L238 167V165L237 164H235V163H228V160L226 161V159L227 158H229L228 157ZM73 156V157H72ZM102 156V157H101ZM206 156V157H205ZM32 157V158H33ZM81 157V158H80ZM201 157V158H200ZM203 157V158H202ZM232 157V158H233ZM236 157H239L238 158V160H237V158ZM242 157V158H241ZM258 157V158H257ZM33 158V159H34ZM42 158H41V162H42ZM77 158H79V159H77ZM143 158V159H142ZM164 158V159H163ZM210 158V159H209ZM213 158H215V159H213ZM230 158H231V156H230ZM32 159V160H33ZM85 159V160H84ZM126 159V158H125ZM158 159V160H157ZM197 159V160H196ZM207 159V160H206ZM216 159H218V160H216ZM254 161H253V160ZM101 160V161H100ZM146 161L147 162V164H146V162H145V164L144 163H142V161ZM244 160V161H243ZM257 160H259V161H257ZM37 160L35 159V162H36ZM36 162V163H38L39 164V162ZM77 161V162H76ZM104 161V162H103ZM143 161V162H144ZM34 162V161H33ZM79 162V163H78ZM127 162V161H126ZM128 162V163H129ZM155 162H159V163H155ZM257 162V163H256ZM261 162V163H260ZM127 163V164H128ZM152 163V164H151ZM183 163H185V164H183ZM7 164V163H6ZM5 164V165H6ZM10 164H12V162L10 163ZM8 165L7 167H8V169H6L7 167L3 164L2 165V167L4 166L5 168L3 169V171H4V173H6V172H8L9 171V173L10 172H15L16 173V171H17V173H19V175L21 174V172H23V170H22V168H20V163L18 162V163H16L15 162V166H12V165H14V164H12V165ZM76 164V165H75ZM126 164V163H125ZM146 165V167L144 166V165ZM201 164V165H200ZM227 164V165H226ZM230 164V165H229ZM17 165H18V168H17ZM12 166V167H11ZM124 166H126V165H124ZM134 166V168L132 169V167ZM16 169H15V168ZM103 167H105V168H103ZM110 167H111V165H110ZM147 167H149V169L147 168ZM232 167V168H231ZM246 169H245V168ZM12 168H14L13 170H12ZM92 168V169H91ZM128 168V169H127ZM131 168V169H130ZM183 168V169H182ZM226 168V169H225ZM21 169V170H20ZM90 170V172H89V170ZM151 169H153V170H151ZM204 169V170H203ZM231 169V170H230ZM12 170V171H11ZM14 170H16V171H14ZM142 170V171H141ZM184 170V171H183ZM37 170H35V172H36ZM94 171V172H93ZM157 171V172H156ZM160 171V172H159ZM71 172V171H70ZM84 172H86V173H84ZM161 172H163V173H161ZM4 173H2V174H4ZM38 173V172H37ZM40 173V172H39ZM38 173V174H39ZM72 173V172H71ZM78 173V172H77ZM76 173V174H77ZM82 173H78V174H82ZM96 173V174H95ZM127 174V176H126V174ZM128 173H130V174H128ZM160 173V174H159ZM8 174V173H7ZM7 174H5V175H3L4 176V180L3 179H1L0 178V186H2L1 187V191H3L5 188V182H6V186H7V181H5V176L7 175ZM36 174V173H35ZM73 174H69V175H73ZM74 175V177L75 176H77L76 177V179H78L79 180V176L78 175ZM99 174V175H98ZM158 174L159 175H162V176H160V180L158 179V178H156V177H158ZM18 175V174H17ZM23 175V174H22ZM37 175V174H36ZM68 175V176H69ZM96 175V176H95ZM157 175V176H156ZM163 175H165V177H163ZM2 176V177H3ZM8 176V175H7ZM7 176H6V179H7ZM21 176V175H20ZM87 176V175H86ZM93 176V177H92ZM130 176V177H129ZM170 176V177H169ZM173 176V177H172ZM24 177V176H23ZM27 176H25V182H22L23 184H25L24 186H23V189L24 188H28V187H26V186H29V188L28 189H32V188H30V187H33V188H35L36 186H34L35 184H36V181L38 182V180L35 178V184L33 185V182L31 183V181H32V178H29V179H31L30 181H29V179L28 178H26ZM71 177V176H70ZM74 177H71L70 179H73ZM161 177H163V178H161ZM69 178V177H68ZM85 178H88V177H84V182H85V184L86 183H89L88 181H86L87 179H85ZM174 178L176 179L175 181H176V183H172V181H174ZM19 179V178H18ZM27 179H28V181H27ZM34 179V178H33ZM82 178H80V183H84V182H82L83 180H81ZM103 179V180H102ZM150 179V180H149ZM170 179H172V180H170ZM193 179V180H192ZM3 180V181H2ZM23 180L22 179V177H20V179H19V185L21 184V188H22V183H21V181ZM77 180V181H78ZM123 181V182H119V181ZM129 179H127L126 181H128ZM130 180H133V177H131V179ZM158 180V181H157ZM225 180V181H224ZM2 181V182H1ZM146 181V182H145ZM164 181V180H163ZM196 181V182H195ZM226 181L228 182V183H226ZM78 182V183H79ZM154 182V183H153ZM161 182V183H160ZM191 184H190V183ZM223 182V183H222ZM79 183V186L80 185H82V184H80ZM126 183V184H125ZM131 183H134V186H133V184H131ZM166 183V182H165ZM207 185H206V184ZM37 185V184H36ZM78 185V184H77ZM87 185H89V184H86V185H84V190H85V187L87 186ZM128 185V186H127ZM144 185V190H145V187L147 186H145ZM151 185V186H150ZM163 185H164V183H163ZM203 185V186H202ZM38 186H39V183H38ZM106 186V187H107ZM140 186V187H141ZM147 186V188H149ZM227 187V189H226V187ZM229 186V187H228ZM83 187V186H82ZM104 188V191H107V188ZM109 187V191L108 192H110V186H108ZM139 187V186H138ZM164 187V186H163ZM186 187V188H187ZM87 188V187H86ZM143 188H140L141 190H143ZM185 188V189H186ZM191 188V189H192ZM37 189V188H36ZM79 189L81 190L82 188H81V186L79 187ZM106 189V190H105ZM129 189H130V187H129ZM132 189H130L129 191H133L132 192V194H134L135 195V191L134 190H132ZM138 189V188H137ZM190 189V188H189ZM225 189V190H224ZM26 190V189H25ZM33 190V189H32ZM135 190H136V188H135ZM147 190V189H146ZM86 191V190H85ZM155 191V192H154ZM153 191V189H152V191L151 192H154V193H158V190H154ZM160 191V190H159ZM222 191V192H223ZM71 192H73V191H71ZM75 193H76V191H74ZM74 192L72 193L73 194V196H74ZM87 192V191H86ZM145 192V191H144ZM160 192H162V191H160ZM212 192L213 191H207V193H211L212 194ZM93 193L95 194V195H97L98 197H100V201L98 200V197L96 198L95 197V195L94 196H89L88 194H90V195H93ZM157 193H156V196H159V194L157 195ZM167 193V194H168ZM218 193V191L217 192H214V194L216 195ZM67 194V195H66ZM78 194V193H77ZM76 194V195H77ZM100 194H104L103 195V197H101V195ZM153 194V193H152ZM152 194H151V196H152ZM161 194V193H160ZM162 194H161V199H160V197H157V199L160 201V200H162ZM211 194H209V197H211L212 195ZM261 194V195H260ZM1 195V194H0ZM4 196H3V199L4 200H8V198L5 196L6 194H3ZM62 195V196H63ZM75 195V196H76ZM166 195V196H165ZM174 195V194H173ZM205 195H207L206 193H205ZM211 195V196H210ZM74 196V197H75ZM120 196V199L118 198ZM122 196V197H123ZM148 196V195H147ZM147 196H146V199H147V201L149 202L150 200H151V203L150 204H148V203H146V205L148 204V206L149 205H151L150 207H152V211H154L153 210V206H152V202L154 201V199L156 198H154L153 196V200L151 199V196H150V198H149V196H148V198H147ZM154 196H155V194H154ZM168 196V197H167ZM170 196H172V197H170ZM175 196V195H174ZM183 196V197H182ZM217 196H219L218 194L216 195V196H214V198H216ZM14 197V196H13ZM17 197H18V199H19V196H16V198H15V203L16 202H18V201H20V199L18 200L17 199ZM64 197V198H65ZM70 197H71V199H70ZM95 197V198H94ZM106 197V198H105ZM181 197V198H180ZM190 197H192V196H190ZM208 197V196H207ZM9 198H11V196L9 197ZM38 198H39V200L41 199V201H39L38 200V202H43L42 200H43V196L40 194V195H38ZM37 198V199H38ZM76 198V197H75ZM74 198V199H75ZM104 198V199H103ZM116 198V197H115ZM114 198V199H115ZM173 200H172V199ZM176 198V197H175ZM186 198V199H185ZM199 198H201L200 196H199ZM3 199H1L2 201H3ZM95 199H96V201H95ZM102 199V200H101ZM106 199H108V200H106ZM112 199V200H111ZM145 199V200H146ZM156 199V200H157ZM202 199V198H201ZM201 199H199V200H201ZM216 199H219V198H216ZM222 199V200H223ZM234 199V200H233ZM254 199V200H253ZM257 199V200H256ZM65 200V201H64ZM68 200H69V202H68ZM98 200V201H97ZM104 200V201H103ZM122 202H121V201ZM155 200V201H156ZM172 200V201H171ZM176 200H178V198H176ZM251 200V201H250ZM11 201H13L14 202V199L12 198V200ZM176 203H175V202ZM181 201V202H180ZM224 201V200H223ZM237 201H238V204H237ZM254 203H253V202ZM263 202V203H261V202ZM12 202V203H13ZM63 202V203H62ZM67 202H68V204H67ZM75 202H73V204H75L76 205V203ZM90 202V201H89ZM103 203V205H102V203ZM107 202H108V204H107ZM110 202V203H109ZM172 202V203H171ZM174 202V203H173ZM219 202V201H218ZM226 202H224V203H226ZM106 203V204H105ZM124 203L125 204H127V205H129L130 207L129 208H131V209H129L128 207H127V205H124ZM161 203H163V204H165L163 201L161 202ZM17 204V203H16ZM40 204V203H39ZM60 204V205H59ZM61 204H63V205H61ZM78 204H79V202H78ZM78 204H77V206H76V208L78 209V208H80V207H78ZM111 204V205H110ZM174 204V205H173ZM180 206L179 207V209L181 208V210H184V212H189L191 215H192V217L190 216V219H188L189 217H187L185 220H184V218H185V216H186V214H185V216H179L180 215V213L177 211V206ZM257 204V205H256ZM258 204H259V206H258ZM86 206H88V203L87 204H85ZM119 205V206H118ZM125 207V208H127V209H125V208H123V206ZM39 205H37L36 207H35V209L37 208V210H39V208H41L42 206H43V204L41 205V207H38ZM83 207H84V205H82ZM103 206H105V207H103ZM147 206V207H148ZM161 206H162V204H161ZM164 206V205H163ZM174 206H176V207H174ZM243 206H244V208H243ZM59 208V209H56V210H54V212L55 213H57V214H59V212L61 211V213H62V215L63 214H65V215H63V216H65V218H62V216H61V218L63 219V221L61 220V218L59 219L58 217L56 218V216H57V214H56V216L54 215V212H49L50 210H53V208ZM65 207V206H64ZM75 206H73L72 208H74ZM82 207V208H83ZM120 207V208H119ZM233 207V208H232ZM238 207V208H237ZM257 207V208H256ZM262 207V208H261ZM52 208V209H51ZM66 208V207H65ZM85 208V207H84ZM107 208V209H106ZM114 208V209H113ZM121 208H122V210H121ZM174 208H176V209H174ZM222 208H225L224 210L222 209ZM231 208H232V210H231ZM32 209H34V208H32ZM41 209H45V208H41ZM40 209V210H41ZM50 209V210H49ZM119 209V210H118ZM133 209V210H132ZM160 210L162 209V207L161 208H159ZM188 209V210H187ZM256 209V210H255ZM37 210H35L36 212H37ZM57 210H59V211H57ZM63 210L66 212V210L63 208ZM99 210H100V212L101 211H103L104 210V212H105V216H104V213L103 214H99L98 212H99ZM125 210H129V212H127L126 213V211ZM132 210V213L130 212ZM173 210H176L177 212H176V214L178 213L179 215H178V217H176L177 219H176V221H175V219H173L174 217L173 216H170V215H173L172 213H171V211H173ZM187 210V211H186ZM252 210V211H251ZM261 210V211H260ZM31 211H33V213H34V210H31ZM30 211V212H31ZM42 211V210H41ZM40 211V212H41ZM57 211V212H56ZM63 211V212H64ZM125 211V212H124ZM145 211H146V213H145ZM191 211V212H190ZM194 211V212H193ZM204 211V212H203ZM253 211V212H254ZM136 212H138V214L136 213ZM158 212V211H157ZM187 212V213H188ZM196 212H198V214L196 213ZM236 212V213H235ZM33 213H32V215H33ZM38 213V212H37ZM45 213V212H44ZM60 213V214H61ZM67 213H69V212H67ZM96 213V212H95ZM110 213V214H109ZM127 214L128 215V213H129V215H128V217L127 216H123L122 214ZM141 213H142V215H141ZM160 213V212H159ZM169 213V214H168ZM211 216V218H209L210 216L208 215V214ZM224 213V214H223ZM244 213V214H243ZM257 213V212H256ZM262 213H261V215H262ZM24 214H25V216H24ZM30 216H31V213H28ZM51 214H53L52 215V217H50L51 216ZM69 214H71V213H69ZM94 214V215H93ZM107 214H108V216H107ZM124 214V215H125ZM135 214V215H134ZM190 214H187V216L188 215H190ZM195 214V216H193ZM240 214H243V215H240ZM246 214H248V212L246 213ZM244 215V218H245V216H247V215ZM48 215H50V216H48ZM99 215H100V217H99ZM119 215V216H118ZM198 215V216H197ZM213 215V216H212ZM229 215H230V217H229ZM30 216H28L27 218H28V220L29 219H31L30 218ZM71 217V219H70V217ZM89 216H90V214L88 215V217H87V219H89ZM174 216H177V215H175L174 214ZM206 216H209V217H206ZM239 216L241 217L240 219H239ZM263 216V215H262ZM262 216H260L261 217V219H262ZM69 217V218H68ZM74 217V218H73ZM95 217V218H94ZM105 217H106V219H105ZM138 217V218H137ZM157 217V216H156ZM156 217H153V220L156 218ZM161 217V218H162ZM169 217V218H168ZM180 217H182L183 218V220H181V218ZM264 217V216H263ZM109 218V219H108ZM117 218H119V221H118V219ZM178 218H180V219H178ZM192 218V219H191ZM249 218V214H248V216H247V219ZM13 219V220H14ZM26 219V218H25ZM43 219V218H42ZM134 219H136L137 220V223H136V225L138 226H136L135 224H134V222L133 221H131V220H134ZM157 219V218H156ZM155 219V220H156ZM166 219H168V220H166ZM14 220V221H15ZM27 220V219H26ZM49 220V219H48ZM47 220V221H48ZM54 220H52V221H54ZM66 220H69V221H67L66 222V224H65V221ZM108 220V221H107ZM110 220V221H109ZM135 220V221H136ZM141 220V219H140ZM140 220H139V222H140ZM150 220H151V218H150ZM177 220L179 221V220H181V222L179 221V222H177ZM194 220V221H193ZM199 220V221H198ZM214 220H216V219H214ZM214 220H210V224H212L213 222L212 221H214ZM232 220H230V221H232ZM13 221V222H14ZM51 221V220H50ZM71 221V222H70ZM107 221V222H106ZM145 221H148V219L147 220H145ZM144 221V222H145ZM217 221V220H216ZM216 221H214V222H216ZM245 221H247L246 219H245ZM244 221V222H245ZM251 221V220H250ZM263 221V220H262ZM23 222V223H22ZM40 222V223H39ZM46 222V223H45ZM62 222H64V223H62ZM104 222H106L105 224H104ZM111 224H110V223ZM133 222V223H132ZM154 222V221H153ZM173 222H175V223H173ZM218 223L217 224H212L211 225V227H213V225H214V228H217V226H219L218 224H219V220L217 221ZM242 222V221H241ZM240 222V223H241ZM244 222H242V224H244ZM18 223V222H17ZM16 223V224H17ZM62 223V224H61ZM69 223V224H68ZM74 224V225H71V224ZM101 223V224H100ZM109 223V224H108ZM150 222H148V224H149ZM159 223H161V225L159 224ZM181 224V225H179V224ZM247 223V224H246ZM245 223V225H241V224H239L240 226L238 227V228H241V230L240 229H234L235 230V232H233L232 230V234L231 235H233L234 233L236 234V236H235V234H234V236H230L228 233L230 232V229L229 228H226L225 226V230H229V232H228V230L227 231H223V233L221 234V232H222V230L224 229V227H223V225H222V229H219V228H221V227H219L218 229H219V231H218V229H216L215 230V232H216V234H213L214 232H213V230H212V238L210 237L211 235H209V237L211 238V240H208V242H206L205 243V246H207V249H208V246H214L215 247V249L217 248V247H219L220 245L219 244H221L222 243V245H223V243H224V245L226 244V247L228 248L231 244H232V242H234V240H235V238H237L235 241H238V243L236 244V242H235V245H237V246H239V247H235L234 246V243H233V246H230L228 249L230 250V249H235V251L237 250L238 252L237 253H241V252H243V255H247L248 254V256H250L249 257V259H251L252 260V258L254 259L255 258V260H256V262H257V257H252V254H255V251L258 249L259 251H264V240H263V238H264V228L263 227H261V228H263L262 230H261V228H259L260 230H261V232H257V234L255 233L256 232V230L258 229H256V230H254V229H252V230H254V232L253 233H255L256 235H253V234H251V232H252V230H251V226L253 225V223H252V225L251 224H249V219H248V221ZM251 223V222H250ZM263 223H264V221H263ZM262 223V224H263ZM36 224V225H35ZM57 224L59 225H62V226H58L57 227ZM139 224V223H138ZM151 225H152V222L150 223ZM163 224V225H162ZM175 224V225H174ZM176 224H178V225H176ZM249 224V225H248ZM262 224H260V225H258V226H262ZM20 225H23V226H21L20 227ZM108 225V226H107ZM111 225V226H110ZM121 225V226H120ZM132 225H134L133 227H137V228H131L132 227ZM160 225V226H159ZM172 227H171V226ZM250 226V228L248 227V226ZM25 226V227H24ZM63 226H65L64 228H62ZM101 226V227H100ZM107 226V227H106ZM130 226V227H129ZM149 226V225H148ZM164 226V227H163ZM174 226V227H173ZM175 226H176V228L177 229H179V230H177L176 228H175ZM180 226V227H179ZM182 226V227H181ZM216 226V227H215ZM256 226V225H255ZM263 226H264V224H263ZM22 227H23V230H22ZM56 227H57V229H56ZM96 227V226H95ZM129 227V228H128ZM159 227H163V228H160L161 230L159 231ZM167 227H169V229L167 228ZM179 227V228H178ZM257 227V226H256ZM65 228H67V230L65 229ZM98 228V227H97ZM98 228V229H99ZM107 228V229H106ZM112 228H110V229H112ZM172 228V229H171ZM183 230H182V229ZM197 228H196V230H197ZM213 228V229H214ZM243 228H245L244 230H243ZM247 228H249V230H250V233H247V232H249V230L247 229ZM253 228H255L254 226H253ZM25 229V230H24ZM53 229V230H52ZM54 229H56V231H54ZM61 229L63 230L62 232H61ZM75 229V228H74ZM174 229V230H173ZM184 231V229H185V232L183 233L182 231ZM5 230V231H4ZM49 230V231H48ZM58 230V231H57ZM60 230V231H59ZM126 230V231H127ZM162 230H164V232L162 231ZM177 230V232L179 231H181L183 234L181 235V236H179L180 237V239H182L181 241H179L178 240V235L175 233V231ZM220 230H221V232H220ZM237 230H239V231H237ZM246 230V231H245ZM2 231H3V233H2ZM8 231V230H7ZM73 232H72V234L73 233H75L76 231H74V230H72ZM107 231V232H108ZM126 231H125V233H126ZM139 231V232H138ZM153 231V230H152ZM172 231V232H171ZM173 231H174V233H173ZM242 231H244L243 233H242ZM13 232L11 233V234H13ZM27 232V233H26ZM54 232V233H53ZM162 232V233H161ZM178 232V233H179ZM181 232L179 233V234H181ZM188 232V233H187ZM193 232V233H194ZM237 232L240 234V232L242 233L240 236H241V238H240V236H238V234H237ZM2 233V234H1ZM8 233V234H7ZM43 234V235H41L40 236V234ZM63 233V234H62ZM105 233H106V231H105ZM125 233H124V236H126L125 235ZM130 232H128V234H129ZM148 233V234H147ZM151 233V234H150ZM157 233V234H156ZM158 233H159V235H158ZM161 233V234H160ZM165 233H168V234H165ZM171 233V235L169 236V237H167L169 234ZM245 233V234H244ZM261 233V234H260ZM5 234V233H4ZM20 234H21V236H20ZM44 234H45V236H44ZM52 234V235H51ZM57 234H59L58 235V237H56L57 236ZM61 234V235H60ZM71 234V235H72ZM102 234V235H101ZM109 234V235H108ZM145 234H147V235H145ZM163 234V235H162ZM175 234L177 235V237L175 236ZM185 234H184V236H185ZM226 234H228L230 237L228 238L229 240H231L230 238H232L233 239V241L232 242H230L228 239H225L224 240V238L226 237ZM249 234H251V235H249ZM25 236V237H23V236ZM36 235V236H35ZM102 237H101V236ZM104 235V236H103ZM129 235H131V233L129 234ZM148 235H149V237H148ZM190 235H194V234H190ZM196 236H197V234H195ZM217 235V236H216ZM225 235V236H224ZM228 235H227V237H228ZM244 235V236H243ZM255 236V237H257L256 239L257 240H255V241H250L252 244H249V242L247 243V242H245L246 240H247V237L246 236ZM262 235V236H261ZM73 236H74V234H73ZM111 236V235H110ZM121 236V237H120ZM134 236H136L135 234H134ZM141 238H140V237ZM156 236V237H155ZM163 236V237H162ZM165 236H166V238H168L169 240H171L170 242H169V240H167L166 238H165ZM171 236H174V237H171ZM248 236V237H249ZM1 237V236H0ZM2 237L0 238L1 239V241H2ZM35 237H37L36 239H37V241L38 240H40L39 239V237L41 238V237H45V239L43 240V238H41L42 240H40L41 242H35L34 241V238ZM99 237V238H98ZM131 236H129V238H130ZM143 237V238H142ZM188 237V236H187ZM192 237V236H191ZM190 237V238H191ZM208 237V238H209ZM259 237V238H258ZM52 238V239H51ZM112 240L111 242H110V240ZM160 238V239H159ZM162 238L163 239H165L166 240V242L164 241V240H162ZM175 239V241H177V242H175L174 241V239ZM199 238V237H198ZM197 237H196V240L198 241L199 239H198ZM215 238V239H214ZM35 239V240H36ZM70 239V240H69ZM104 239V240H103ZM159 239V240H158ZM177 239V240H176ZM187 239V238H186ZM192 239V238H191ZM191 239H190V241H191ZM195 239V238H194ZM250 239H252V237H250ZM262 240V244L260 243V241ZM7 240V239H6ZM52 240H55L54 242L52 241ZM161 240H162V243L163 244H161ZM196 240H192V241H196ZM213 240V241H212ZM214 240H216V241H214ZM242 240V241H241ZM245 240V241H244ZM254 240V239H253ZM9 241V242H10ZM28 241V242H27ZM148 241V242H147ZM160 241V242H159ZM173 241H174V243H175V246L172 244L173 243ZM202 241V240H201ZM220 241V242H219ZM226 241H229V242H226ZM246 243H244V242ZM257 241H259V242H257ZM116 242H118V240L116 241ZM135 242V243H136ZM167 242H169V244L167 243ZM179 242V243H178ZM184 242H186V241H183L182 243H184ZM204 242V241H203ZM226 242V243H225ZM28 243H29V245H28ZM39 243V244H38ZM94 243V245H95V243H97V242H93ZM107 243H109V244H107ZM115 244V245H112L111 246V244ZM122 243V244H121ZM134 243V242H133ZM167 243V244H166ZM193 243V242H192ZM197 242H195V243H193V244H195V246L198 244V243H200V242H198L197 244H196ZM202 243V242H201ZM210 243H211V245H210ZM259 243H260V245H259ZM24 244V245H23ZM31 244H34V245H31ZM35 244H38V245H36V247H35ZM43 244V245H42ZM66 244V245H65ZM103 244H104V246H103ZM159 244V245H158ZM171 244V245H170ZM176 244H177V246H176ZM239 244V245H238ZM242 244H244V246L242 245ZM251 245V246H249V245ZM40 245V247H38ZM69 245V246H68ZM127 245V247H128V249H127V247H125ZM133 245V244H132ZM136 244H134V246H135ZM146 247H145V246ZM149 245V246H148ZM152 245V247H150ZM163 246L165 249H163V247H160V246ZM165 245H166V247H167V249H166V247H165ZM186 245V244H185ZM203 245H204V243H203ZM222 245L220 246V248L222 247ZM223 245V246H224ZM228 245V246H227ZM241 245V246H240ZM252 245H255V246H252ZM263 247H262V246ZM34 246V247H33ZM96 246H97V244H96ZM103 246V247H102ZM137 246V245H136ZM174 246V247H173ZM194 246V245H193ZM192 246V248H195V247H193ZM198 246H202V244L200 245H198ZM246 247V248H243V247ZM261 246V247H260ZM10 249H8V248ZM33 247V248H32ZM92 247V248H91ZM106 247H108V248H106ZM109 247H110V249H109ZM113 247L115 248V250H113ZM117 247V248H116ZM124 247V248H123ZM155 247L157 248V249H155ZM169 247V248H168ZM203 248H204V246H202ZM202 247H201V250H203L202 249ZM214 247H213V249H212V251L214 250ZM232 247V248H231ZM243 249H242V248ZM251 247H253V248H251ZM259 247H260V249H259ZM15 248V249H14ZM36 250H35V249ZM87 248V249H86ZM119 248V249H118ZM130 248H132V249H130ZM137 248V247H136ZM140 248V247H139ZM148 248V249H147ZM149 248H150V250H149ZM152 248H154V249H152ZM171 248H174V250L173 249H171ZM191 248V249H192ZM197 248H199V247H197ZM210 248V247H209ZM239 248H240V250H239ZM252 250H250V249ZM254 248H256L255 250H254ZM8 249V250H7ZM31 249V250H30ZM93 249H95V250H93ZM125 251H124V250ZM206 249V251H209V252H211V248L209 249V250H207ZM245 249V250H244ZM247 249V250H246ZM16 250V251H15ZM24 250V251H23ZM34 250V251H33ZM73 250V251H72ZM91 250V251H90ZM135 250H139V249H135ZM148 250V251H147ZM154 250V251H153ZM170 250H172V252H170ZM192 250H194V249H192ZM217 250V249H216ZM242 250V251H241ZM27 251V252H26ZM32 251V252H31ZM69 251V253L70 254H68L67 252ZM95 251H98V253L96 252L95 253ZM145 251H147L146 253H145ZM168 251H169V255H168ZM179 254H181L178 250H176ZM215 251V250H214ZM233 251V250H232ZM241 251V252H240ZM251 252L250 253V255H249V253H247V252ZM9 252V253H8ZM29 252V253H28ZM129 252V253H128ZM133 252H135V254L133 253ZM140 252V251H139ZM143 252V253H142ZM150 252H151V254H150ZM155 252V253H154ZM164 252V253H163ZM245 252V253H244ZM253 252V253H252ZM257 252V251H256ZM11 253V254H10ZM19 253H21V254H19ZM74 253H75V255H74ZM110 253H111V255L113 256V257H111V255H110ZM132 253V254H131ZM154 253V254H153ZM259 252H257L256 254H258ZM118 255L119 254V256H117L116 257V259H115V256L114 255ZM134 254V255H133ZM153 254V255H152ZM260 255L261 254H264V253H259ZM259 254H258V256H259ZM9 255V256H8ZM19 257H18V256ZM33 255V256H32ZM136 255V256H135ZM151 255V257H149ZM159 255H164V256H166V257H160ZM168 255V256H167ZM173 255V257H170L171 259L172 258H175V256ZM242 255V254H241ZM245 255V256H246ZM23 256H25V255H23ZM94 256V257H93ZM102 256V257H101ZM106 256V257H105ZM132 256V257H131ZM148 256V257H147ZM159 256V257H158ZM180 256V255H179ZM182 256V255H181ZM181 256H180V258H178V257H176L175 259H177V261H175V262H178V263H170V264H179V263H182V261H183V263L182 264H189L187 261H185L184 259H181ZM256 256V255H255ZM264 256V255H263ZM6 257H8L9 259H7ZM30 257V258H31ZM110 257V258H109ZM252 257V258H251ZM260 257V256H259ZM258 257V258H259ZM6 258V259H5ZM29 258V257H28ZM29 258V259H30ZM65 258V259H64ZM97 258V259H96ZM104 258V259H103ZM112 258V259H111ZM160 258H162L161 259V261L159 260ZM166 258V259H165ZM182 258H186V257H184V256H182ZM261 258V257H260ZM19 259V260H18ZM22 259V260H21ZM133 259V260H132ZM170 259V260H171ZM262 259H264V258H262ZM261 259V260H262ZM7 260H9V261H7ZM11 260V261H10ZM37 260V261H36ZM95 260H97V261H95ZM108 260V261H107ZM135 260H137L136 262H135ZM155 260V261H154ZM174 260V259H173ZM187 260V259H186ZM255 260H252L253 261V263L255 264L256 262H254ZM104 261V262H103ZM115 261V262H114ZM133 261V262H132ZM153 261V262H152ZM159 261V262H158ZM181 261V262H180ZM223 262H221V260L219 261L220 263H222V264H229V262H227V261H225V260H222ZM227 262V263H225V262ZM260 259H258V262H257V264H260V263H262V264H264V260H262V262L260 261ZM40 262V263H39ZM44 262V263H43ZM130 262V263H129ZM167 262V261H166ZM219 262H217L216 264H219ZM25 262L23 261V264H24Z\"/></svg>","mask_w":264,"mask_h":264},{"label":"bare ground","instance_id":"2","mask_svg":"<svg viewBox=\"0 0 264 264\" xmlns=\"http://www.w3.org/2000/svg\"><path fill=\"white\" fill-rule=\"evenodd\" d=\"M26 0H16V3H18L19 5H21V4H23L24 2H25ZM48 1V0H47ZM68 1H70V0H68ZM72 2L70 3V4H72L73 6L71 7V8H75V6L77 7H81L82 5H83V7L85 6V5H88V7H89V9L91 10V12H92V10L94 9L95 11H97L96 9H98V12L100 11V9H101V7H104L105 6V4H104V2H105V0H71ZM107 2H108V0H106ZM131 1V0H130ZM159 2H161L162 4H164L166 7H168V8H171L170 6L171 5H175L176 7H179L180 6V8H186L187 9V7H190L191 8V12L190 13H192V10L194 11V14H195V12L199 9H202V7L204 6V1L203 0H173V2H171L172 0H158ZM209 0H206V2L209 4V2H211V0L208 2ZM218 1V2H217ZM221 1L223 2L224 0H216L215 2H216V4H219V6L217 7L216 6V8H221L220 7V5L222 4L221 3ZM246 1H249V0H246ZM245 1V2H246ZM252 1H254V0H252ZM251 1V2H252ZM102 2H103V4H102ZM113 2V1H112ZM111 2V3H112ZM121 2V1H120ZM134 2V1H133ZM205 2V3H206ZM214 2V0L212 1V3ZM239 2V1H238ZM250 1H249V5H251L252 3H251ZM224 3V2H223ZM226 3V2H225ZM225 3H224V5H225ZM256 2L254 1V3L253 4H255ZM106 4H108V3H106ZM122 4H123V2H122ZM121 4V5H122ZM233 4V3H232ZM246 4V3H245ZM257 4V3H256ZM255 4V5H256ZM261 4V3H260ZM118 5V4H117ZM124 5V4H123ZM205 5H207V4H205ZM214 5H215V3H214ZM213 5V6H214ZM223 5V6H224ZM254 5V6H255ZM259 5V4H258ZM110 6V5H109ZM111 6H112V4H111ZM119 6V5H118ZM212 6V7H213ZM238 6V5H237ZM252 6V5H251ZM77 7V8H78ZM87 9H88V7L87 6H85ZM106 7V6H105ZM114 7V6H113ZM116 7V6H115ZM259 7V6H258ZM76 8V9H77ZM100 8V9H99ZM111 8V7H110ZM172 8H174V7H172ZM209 8V7H208ZM211 8V7H210ZM216 8H215V13H216ZM225 8V7H224ZM248 8V7H247ZM257 8V7H256ZM255 8V9H256ZM83 9V8H82ZM128 9V8H127ZM135 9V8H134ZM185 9V10H186ZM197 9V10H196ZM230 9V8H229ZM244 9V8H243ZM249 9H251L250 7H249ZM260 9V8H259ZM29 10V9H28ZM93 10V11H94ZM116 10V9H115ZM211 10H213V9H211ZM234 10V9H233ZM247 10V9H246ZM261 10V9H260ZM102 11V10H101ZM221 11V10H220ZM227 11H228V9H227ZM235 11V10H234ZM256 12H257V10H255ZM261 11H263V9L261 10ZM26 12H28V11H26ZM32 12V11H31ZM60 12V11H59ZM85 12V11H84ZM111 12V11H110ZM224 12V11H223ZM249 12V11H248ZM3 13H5L4 15H6L8 18H6L5 16H4V18L7 20V19H9V18H12V17H10V15H12L14 12H9V10H8V13L6 14V12H3ZM61 13H63V12H61ZM93 13V12H92ZM97 13V12H96ZM100 13V12H99ZM123 13V12H122ZM240 12H238V14H239ZM250 13V12H249ZM249 13H248V15H249ZM263 13V12H262ZM2 14V13H1ZM17 14V13H16ZM23 14H24V12H23ZM34 14H36L35 16H34ZM34 14H32V13H26V15H27V17L24 15L23 17H26L25 19H27L26 20V22H25V20H24V23H25V25H26V23H27V25L26 26H24V27H31V29L32 30H34V31H32V30H30V28H25V29H23V28H21L20 26V28H21V30L20 31H17V29L15 30V28H13L14 30H12V31H16V32H14V34H13V32L12 33H9V31H11L10 29H9V31H7V36H9L10 35V38H14V35L15 36H18V37H22V38H24V39H26V41L24 40V44H26V43H28V44H26L25 45V47H24V49H23V47H22V45H20L21 46V48L23 49V50H20L19 49V52L20 51H22V54L23 55H21V56H24V58L21 60V61H19V63L18 64H14L15 65V72H17V74L14 72V73H12V76H13V78H15V80L20 84V85H22L23 87L25 86L26 87V85H27V82H29V83H31L32 85V87H31V89L33 88V86H34V84L36 83H40V82H42V84H43V86H46V87H40L42 90L44 89V88H46L47 90L49 89V91H47V90H45V91H47V93L48 92H52V94H55V93H57V96H58V94H61V96L64 94L66 97V99H68L69 100V98L70 97H68V96H70V94L72 93V96H71V98L70 99H72V97H74V95H75V97H77L78 98V96L80 97V99H81V102L80 101H78L79 103H81L82 105H83V103H82V101H84V99H86V97L87 96H83V93L84 92H88L89 94H91V92L93 93L94 91H96V84H95V80L93 79V80H91V78H89L90 80H88V81H90V82H86L87 80V78H82V79H85L84 81H83V84H87V85H80L81 87L82 86H85L84 88H85V91L84 92H82L81 93V95H80V92L81 91H83L84 89H82V90H80L81 88H80V86H79V82L77 83L76 82V84L74 83V85L73 84H71V90L69 91V92H66V91H64L65 90V88L64 89H62V90H60V92L58 91V89H57V87H58V85H57V83L56 82H62V80L61 79H65V80H67L66 78H65V76H64V72L68 69V68H70V67H72L73 65L75 66V63L77 64V61H78V64L75 66V69L77 70V72L75 73V74H78L79 75V77H80V75H81V73L83 74V72H87V67L89 66L88 64V66L85 64V70H84V66H82L81 65V67H83L82 69H81V67H80V64H83V63H81V62H84V61H90V62H92L93 61V63L96 61V59H98V58H100L99 57V54H98V52L96 51L97 49H94V48H96L95 46L97 45V43L95 42L97 39L99 40L100 38H99V36H98V38H97V36L95 35L94 37H96V39H94V42H93V38H92V34L90 35L91 36V40H90V37L88 38L92 43H90V42H88L87 44H95L93 47L94 48H92V47H90V48H88V49H86V52L84 53V54H86L85 56H83L82 54H81V58H80V56L78 57L77 55H76V53H74V51L77 49V47H78V45H77V43L76 42H72V43H70L69 41V43L70 44H68V45H66L65 47H64V51H63V47H62V45H63V40L64 39H66V38H68L67 36H72L73 34H69L68 35V33H70L72 30L73 31H75L73 28L71 29L70 27H72L73 25L75 26H73L75 29H76V25L78 24V26H81L82 24H85V25H87V23L88 22H91V21H93L94 20V17H92V15L94 14H92V15H90V14H83V15H81V14H73V13H71V14H66V15H61V14H58L57 12H51V14H49V13H46L45 11H42L41 9H39L37 12H35ZM65 14V13H64ZM98 14V13H97ZM110 14V13H109ZM128 14H129V12H128ZM221 14V13H220ZM235 13H233V15H234ZM247 14V13H246ZM252 14V13H251ZM256 14V13H255ZM15 15V14H14ZM90 15V16H89ZM117 15V14H116ZM182 15H183V13H182ZM214 15V14H213ZM232 15V16H233ZM242 15V14H241ZM262 15V17L264 18V16H263V14H261ZM34 16V17H33ZM94 16V15H93ZM101 16V15H100ZM105 16V15H104ZM218 16V15H217ZM223 16V15H222ZM239 16H240V14H239ZM244 15H242V17H243ZM17 17V16H16ZM19 17H22L21 15H19ZM22 17V18H23ZM97 17V16H96ZM235 17H236V15H235ZM242 17H240V18H242ZM251 17V16H250ZM249 17V18H250ZM253 17V16H252ZM251 17V18H252ZM255 17H257V15L255 16ZM255 17H253V20H256V19H254ZM3 18V17H2ZM247 18L248 17H246L245 18V21H243V25L245 24V23H249L250 21V19H248V21H247ZM258 18H259V12H258ZM260 19V20H263V24H264V19ZM218 19V18H217ZM233 19H234V17H233ZM236 19V21H237V17L235 18ZM234 19V20H235ZM243 19V18H242ZM258 19V20H259ZM123 20V19H122ZM184 21L186 20L185 18L183 19ZM189 20H191V19H189ZM188 19L186 20V21H189ZM199 20V19H198ZM229 20V19H228ZM42 22L43 23V25L45 24V26H46V24H47V26H46V28H44V27H41V26H43L42 24L39 26V22ZM105 21V20H104ZM183 21V22H184ZM185 21V22H186ZM230 21V20H229ZM240 20H238V22H239ZM241 21V22H242ZM94 22V21H93ZM185 22H184V25H185ZM190 22H192V20L190 21ZM195 22V20H193V23L192 24H195L194 23ZM221 22V21H220ZM24 23H22V24H24ZM237 23V22H236ZM257 23V21H255L254 22V24H256ZM261 23V22H260ZM260 23L258 24V25H260ZM21 24V23H20ZM21 24V25H22ZM81 24V25H80ZM118 24V23H117ZM182 21H181V18L180 17H178L177 15H168L167 17H166V24H164V27L163 28H161L160 29V31H159V34H161L162 36H165V37H170V38H174L176 41H177V43H180L181 45H186V47L188 46L187 45V43H185V40H186V35L188 34H186L185 35V33H184V31H183V29H182ZM221 24V23H220ZM241 24V23H240ZM253 24V23H252ZM263 24H262V26H263ZM103 25H105L104 23H103ZM188 25V24H187ZM187 25H185V26H187ZM190 25V24H189ZM188 25V26H189ZM238 25H239V23H238ZM92 26H93V24H92ZM187 26V27H188ZM250 25H248V27H249ZM252 27H253V25H251ZM86 27V26H85ZM114 27H116V26H114ZM190 27V26H189ZM216 27V26H215ZM220 27H221V25L219 26V30H220ZM224 27H226V28H224ZM240 27H241V25H240ZM258 26L256 25V27L255 28H257ZM19 28V29H20ZM80 28V27H79ZM84 28V27H83ZM90 28V27H89ZM88 28V29H89ZM93 28V27H92ZM192 28H194V27H190V29H189V31H187V32H190V30H193ZM218 28V27H217ZM229 28V27H228ZM227 28V25L225 26V25H223V27L221 28V30H223V29H226V30H229ZM247 28V27H246ZM254 28V29H255ZM70 29H71V31H70ZM196 29V28H195ZM214 29V28H213ZM212 29V30H213ZM245 28H243V30H244ZM23 30L25 31V33H27L28 34V32H27V30L28 31H31L32 33L33 32H35V34H32L33 36L31 37V39L29 38V36L27 35V37L24 35L23 36ZM94 31H96V28L95 29H93ZM215 31H217L216 29H214ZM217 31L218 33L219 32H221L222 33V31L220 30V31ZM225 30V31H226ZM247 30V29H246ZM251 30V29H250ZM70 31V32H69ZM78 31V30H77ZM77 31H75V32H77ZM128 31V30H127ZM196 31V30H195ZM255 31H257V30H255ZM259 31V30H258ZM257 31V32H258ZM23 32V33H22ZM87 32V31H86ZM192 32V31H191ZM196 32H198V31H196ZM200 32V31H199ZM209 32V31H208ZM236 32V31H235ZM2 33V32H1ZM72 33V32H71ZM128 33H130V32H128ZM194 33V32H193ZM193 33H192V35H193ZM204 33V32H203ZM210 33H212V34H214L213 32H210ZM220 33V34H221ZM230 33V32H229ZM246 33V32H245ZM251 33H252V35H251ZM251 33L249 32V34L251 35V36H253L252 37V39H250L251 38V36L248 34V32H247V34L249 35L248 37H242V38H245L244 39V41L246 40V41H248L247 43H246V41H245V44H250V46L251 47H253L252 48V50H251V47L249 46V48L248 47H246L245 46V44L244 45H242V47L243 46H245L246 48L245 49H247L248 48V50H247V53H249L248 51H250L251 53H249V54H252V56H254V54L255 55H257L259 52H263V50L261 51V49L264 47V44H263V40H264V38L263 37H261V38H263V40L260 38H258L256 35H255V32H253V30L251 31ZM5 34V33H4ZM81 34V33H80ZM132 34V33H131ZM211 34V35H212ZM217 34V33H216ZM225 34V33H224ZM243 34H244V32H243ZM246 34V35H247ZM260 34V33H259ZM29 35H30V33H29ZM219 35V34H218ZM261 35V34H260ZM0 36H2V35H0ZM6 36V35H5ZM31 36V35H30ZM87 36H89V35H87ZM158 35H156V37H157ZM188 36V35H187ZM17 37V39H19ZM20 37V38H21ZM73 37V36H72ZM74 37H75V34H74ZM73 37V38H74ZM128 37V39H125V40H130L131 42L133 41V43L135 44V46H134V44H133V49H134V51H132V49L130 50V51H132V52H129L128 51V53H130V54H127V55H129L128 57H129V62H124V63H122V65H121V70H120V77H118L117 79H118V83L117 84H115V83H113V84H109L108 85V87H106V91H108V92H114V93H117V94H119L121 97H123V99L122 100H124V103L125 104H127L128 105V107H130V108H133L132 106H133V103H134V95H136L138 92L137 91H139L137 88H135V86H133L134 85V82H132V80L134 79V77L136 76L135 74H136V72L137 71H139L140 69V64L142 63V62H144V64L146 63V62H148L149 60H150V58H151V56H149V51L146 49L148 46H150V44H148V43H151V42H148L147 40V42H141V41H139V40H136L134 37H132V36H130V34H129V36H127V34H126V38ZM155 37V38H156ZM260 37V36H259ZM2 38V37H1ZM9 38V37H8ZM16 38V37H15ZM246 38H248L249 40H247ZM5 39V38H4ZM80 39H82L83 40V37L82 38H80ZM157 39V38H156ZM187 39H188V37H187ZM11 40V39H10ZM20 40V39H19ZM30 40V41H29ZM88 40V41H89ZM101 40V39H100ZM106 40V39H105ZM124 40V41H125ZM236 40H237V38H236ZM236 40H235V38H232V39H230L229 40V42L231 43V44H237V47H239V49L241 48L240 47V45H238V43H236ZM240 40V39H239ZM251 40V41H250ZM262 40V41H261ZM3 41V40H2ZM21 41V40H20ZM22 41H23V39H22ZM86 41V40H85ZM104 41V40H103ZM242 41V40H241ZM249 41H250V43H249ZM11 42H13V40L11 41ZM26 42V43H25ZM83 42H84V40L82 41V44H83ZM228 42V43H229ZM239 42V41H238ZM252 42V43H251ZM253 42H254V46H253ZM113 43V42H112ZM119 43V42H118ZM128 43V42H127ZM127 43H125V44H127ZM130 43V42H129ZM128 43V44H129ZM4 44L5 45H8L9 44V41H4ZM20 44V43H19ZM22 44H23V42H22ZM132 44V43H131ZM130 44V45H131ZM239 44H242V43H239ZM49 45H52L53 47H55L56 48V50L58 49V50H60V51H58V52H61L60 54H58V56H57V54H54V55H56V59H53V60H55V61H58V62H54L52 59V62L51 61H49L48 59H46V57L48 58L49 56H50V54H48L49 53V51H48V53H46L47 51L45 50V54L43 53V52H41V48H43V47H45V46H49ZM84 45V48H85V44H83ZM115 45V44H114ZM201 45V44H200ZM207 45V44H206ZM19 46V47H20ZM98 46L100 47V44H98ZM119 46V45H118ZM153 46V45H152ZM259 46V48H261V49H257V50H260V51H256L255 49L257 48ZM10 47V46H9ZM86 47H88V46H86ZM108 47V46H107ZM173 47V46H172ZM189 47V46H188ZM196 47V46H195ZM256 47V48H255ZM101 48V47H100ZM62 49V50H61ZM80 49V48H79ZM92 49H94V50H92ZM99 49V48H98ZM109 49V48H108ZM151 49H152V47H151ZM180 49V48H179ZM238 49V48H237ZM238 49V50H239ZM243 49H244V47H243ZM244 49V51H245V53H246V50ZM16 50V49H15ZM53 50V49H52ZM234 50V49H233ZM18 51V50H17ZM51 51V50H50ZM111 51V50H110ZM153 51V50H152ZM151 51V52H152ZM235 51V50H234ZM252 51H253V53H252ZM255 51V52H254ZM41 52V53H40ZM57 52V53H58ZM100 52H101V50H100ZM113 52V51H112ZM127 52V51H126ZM185 52L186 51H184V55H185ZM236 52V51H235ZM13 53V52H12ZM56 53V52H55ZM170 53V52H169ZM241 53H243V51L241 52ZM261 53L260 54H258V58H260L261 56H262V58H263V60H264V55H261ZM41 54V55H40ZM42 54L45 56L46 54H48V56H45V58L42 56ZM103 54H104V52H103ZM204 54V53H203ZM249 54H247V55H249ZM263 54V53H262ZM14 55V54H13ZM74 55H76L75 57H74ZM102 55V54H101ZM228 55V54H227ZM231 55V54H230ZM247 56L246 54H240V56L241 57H239V65H240V61H242V63L243 62H245V61H243V60H245L244 59V57L245 56ZM60 56V57H59ZM161 56V55H160ZM203 56V55H202ZM208 56V55H207ZM214 56V55H213ZM232 56L234 57V55H231V58H230V56L228 55V57H225V55H223L222 54V56H221V54H220V57H219V59L218 60H216V58L214 59V60H216L217 62L216 63H213V66H212V68H210V70L208 69V71L207 72H204V76H202V81L200 82V83H198L200 86H204V88H209V87H205V86H210V87H212V85H214V88H216L217 86L215 85V84H217V83H220L221 82V80H220V76H224V75H222V74H225L226 72V70L228 71V69L230 70V71H232L231 69H235V67H236V65H234L235 63H238L237 62V59H235V58H233L232 59ZM239 56V55H238ZM243 56V57H242ZM78 57V58H77ZM205 57V56H204ZM255 57L256 56H254V59L253 60H255ZM73 58H76L75 60H76V62H74L75 60H72L73 61V65H72V61L70 62V60L71 59H73ZM181 58V57H180ZM200 58H201V61L203 60H209L210 58H211V56H210V58L209 59H203L201 56H200ZM199 58V59H200ZM208 58V57H207ZM214 58V57H213ZM241 58H243V59H241ZM246 58V57H245ZM1 59H3V58H1ZM111 59V58H110ZM151 59H153V58H151ZM169 59V58H168ZM176 59V58H175ZM178 59V58H177ZM177 59H176V61H173L172 62V65H171V68H169V69H166L165 70V73L161 76V78L160 79H156V78H152L151 76L150 77H147V79L145 78V90L144 89H140V91L141 90H144V91H141V92H143V94H144V92H145V94L144 95H148L149 93H150V91H151V89H152V87L154 86V84H158V86H159V89L162 87L164 90H166V91H173L175 88H177V89H180V88H178L177 87V85H178V82H177V74L181 71V69L183 70V68H182V65H184V66H186L185 64V62H186V60L184 61V59H180V60H183L184 61V63H182L183 61H181V63L179 62V61H177ZM198 59V60H199ZM212 59V58H211ZM249 59V58H248ZM6 59L4 58L3 59V61H5ZM49 61V63H47V61ZM172 60V59H171ZM170 60V61H171ZM197 60V61H198ZM235 61V63L233 62V61ZM261 60V59H260ZM260 60H258L259 62H260V64H255L257 67H255V68H253V67H251V70L253 71V69H255L256 70V72L255 71H253L254 72V74H253V76H250V77H248V79L249 78H251V79H249L248 81H251V82H249V84H252V81H255L256 83H262V81H264V70L263 69H260V67L262 68V66H261V64H262V60L260 61ZM2 61V60H1ZM151 61V60H150ZM168 61V60H167ZM169 61V62H170ZM50 62L51 63H55V70L53 69V71L52 70H49V71H52L49 75L48 74H46L45 73V71H46V69L48 70V69H51V68H48V66H49V64H50ZM189 62V61H188ZM192 62H194V59H193V61ZM211 62H212V60H211ZM214 62V61H213ZM250 62V61H249ZM258 62V63H259ZM2 63V62H1ZM5 63V62H4ZM11 63H13V62H11ZM53 63V64H54ZM56 63L58 64V65H56ZM69 63H71V64H69ZM88 63V62H87ZM139 63V64H138ZM204 63H205V61H204ZM241 63V64H242ZM68 64L70 65V67H67L68 66ZM148 64V63H147ZM166 64V63H165ZM188 64V63H187ZM247 64V63H246ZM14 65H13V67H14ZM29 65L31 66V65H36L37 66V69L39 70V74H37L36 76H34L30 71V73L28 72V67H29ZM51 65V64H50ZM95 65V64H94ZM101 65V64H100ZM239 65H237V69L236 70H239L238 68H239ZM46 66V67H45ZM73 66V67H74ZM93 66V65H92ZM244 66V65H243ZM243 66L241 65L240 67H242L243 68ZM258 66H260V67H258ZM264 66V65H263ZM32 67V66H31ZM39 67V68H38ZM51 67V66H50ZM94 67V66H93ZM98 67V66H97ZM199 67V66H198ZM209 67V66H208ZM248 67V66H247ZM43 68H44V70H43ZM241 68V69H242ZM246 67L244 66V68L243 69H245ZM258 68V69H257ZM16 69H18V71L16 70ZM41 69V70H40ZM64 69H66V70H64ZM72 69V68H71ZM71 69H70V71H69V73L70 72H74L73 70L71 71ZM74 69V70H75ZM207 69V68H206ZM248 68H246V70H247ZM61 70H63L62 72H60ZM81 70H82V72H81ZM241 71V70H240ZM47 72V71H46ZM86 72H85V77H86ZM90 73H91V71H89ZM221 72H224V73H222L221 75H220V73ZM243 72V71H242ZM241 72V73H242ZM244 72H246V71H244ZM244 72H243V74H244ZM249 72H251V71H249ZM47 73H49V72H47ZM60 73H64V74H61L60 75ZM138 73V72H137ZM228 73V72H227ZM232 73H233V71H232ZM239 74V75H242V78L240 77V79H242L243 81H245V82H243L244 84H242L243 86L241 87V89H238V87L236 88V87H234L233 85H229L228 87H224L223 89L220 87V86H222V85H220L219 86V89H221V91L220 92H218L217 93V96H218V98H216L215 96V98H216V100L217 99H219L218 101H216V100H211L210 99V102L213 104V102L215 101V102H219V101H221L222 103H223V105L221 104V102H220V108H217V107H214L215 105H217V103L214 105V106H210V102L208 101L209 99H207V101L210 103V104H208V103H205V102H207V101H204V100H206V98L203 100V99H201L202 101H204V103L203 102H201L200 104L199 103H195L197 106H200L201 104H202V107H204L205 108V111H203V113H202V111L201 112H199V110L201 109L200 107V109H198V107L196 106V105H194V106H196L195 108L198 110H196L198 113L197 114H194V112L193 111H195L194 109L192 110V115L194 114L195 116V118L193 119V118H191V117H193V116H191V113L189 114V113H186V114H189V117L191 118V122H192V119L194 120L192 123H188V124H186V123H183V122H178L177 124L175 123L174 124V121H173V123L170 121V120H172V117L173 116H175V114H177L178 112H179V110L178 109H176V107H175V101H176V99L175 100H172V98H169V97H164L163 95H160L159 97H160V99L162 100V103H163V105H164V108H165V110H164V115L163 116H168V118L169 117H171V118H169V122H171V123H167V122H165V123H167V125H166V130H168L167 132H170L171 133V135L173 136L172 138H173V140L172 141H178V139L180 140V142L179 143H181V141H182V139H183V137L184 136H186L188 133H191V130H189V129H192V132L193 133H195V135L197 136H194V135H192V136H194L195 138L193 139V140H195V141H193V142H196V143H198L197 145H198V147H199V145H204V147L206 146V148H204V149H206V151L208 150L207 149V147L209 148V150H213V148H214V150L216 149V151H218V152H216V153H214V154H212V155H214V157H215V155H219L217 158H220V155H221V153H220V151H222L221 149H219V140L218 139H220V131L222 132V129L224 128V126H227V127H229L230 129H231V133H233V134H231V138L230 137H226L227 138V140H229V138L231 139L230 141H232V146H230V147H232L231 149L233 150V153H231V154H233V155H235V152H236V150H237V148H242L241 149V152H242V150L244 151V152H248L247 154L248 155H250L251 153H253L254 152V150L256 151V153H258L257 152V150L259 151V149L261 148L262 149V151H261V149H260V154L261 153H263V148H264V132H263V135L261 136V141H258L259 142V144L257 145H252V144H254V142H255V138L254 139H252L250 136H248V134L246 135L245 134V132H246V129L248 128V127H250L253 131H254V129H255V127L253 126V128H252V125H255L256 126V124H258V123H260L261 121H262V123L264 122V120H262L261 119V121L260 122H258L259 121V115H263V113H262V108L264 109V106L261 108V107H259V104H260V102H262V104L264 105V103H263V101H264V94H263V96H262V91H263V89L262 88H259V87H257L258 89H259V93H257V94H255V93H253V94H255L254 96L257 98V102L258 103H256L255 102V107L256 106H258L257 108H256V110H255V108H254V106H252L254 109H252V114H251V111H249V110H247V108L248 107H251V106H247V104H248V102L250 101L251 102V100L250 99H255V98H253L254 96L252 95V94H249V93H247V89H246V79H247V76L246 75H248V74H246L245 76H243V74ZM247 73H248V71H247ZM28 74H31V75H28ZM53 75V74H55L58 78L61 76H63V78H61L60 79V81H58L56 78V76H52V78H53V82L55 81V85H57V87L56 86H54V84L53 83H51V87H50V85H48V83H46V85H44L45 84V78L47 79V80H49L51 77H49L50 75ZM75 74H73V75H75ZM161 73H159V75H160ZM237 74H238V72H237ZM250 74V73H249ZM251 74H252V72H251ZM250 74V75H251ZM88 75L90 76V74L88 73ZM238 75V76H239ZM31 76H33V77H31ZM48 76V77H47ZM66 76H68V75H66ZM75 76H77V75H75ZM82 76V75H81ZM194 76V75H193ZM230 76V75H229ZM231 76H232V74H231ZM236 75L234 74V76H232V77H234V78H236L235 77ZM54 77H55V80H54ZM70 77H72V75L70 76ZM82 77H84V75L82 76ZM245 77H246V79H245ZM253 77V78H252ZM6 78H7V76L5 75V73H4V71H0V85L2 84V82H4L5 80H6ZM13 78H12V80H13ZM194 78H195V76H194ZM231 78V77H230ZM245 80H244V79ZM68 79H69V77H68ZM72 79V78H71ZM75 79H76V77H75ZM116 79V80H117ZM225 78H223L222 79V81L224 80ZM65 80H63V81H65ZM73 80H74V78H73ZM237 80V79H236ZM242 80H240V81H242ZM50 81L52 82V80L50 79ZM49 81V82H50ZM69 81V80H68ZM48 82V81H47ZM85 82V83H84ZM117 82V81H116ZM192 82H194V81H192ZM34 83V84H33ZM97 83V82H96ZM191 83V82H190ZM197 83V81L194 83V84H196ZM242 83V82H241ZM256 83H254V84H252V86L253 85H256ZM26 84V85H25ZM35 84V85H36ZM42 84H40L39 86H42ZM59 84V83H58ZM61 84V86L63 85V83H60ZM59 84V85H60ZM133 84V85H132ZM191 84H193V83H191ZM190 84V85H191ZM30 85V84H29ZM29 85H27V88L28 87H30ZM70 85V84H69ZM68 85V86H69ZM187 85V84H186ZM245 85V86H244ZM37 86V85H36ZM36 86H35V88H36ZM50 88H49V87ZM61 86L60 87H58L59 89H61ZM65 86V85H64ZM86 86H88V90L86 89ZM98 86V85H97ZM199 86V87H200ZM203 86H202V88H203ZM241 86V85H240ZM250 86V85H249ZM256 86H259V85H256ZM48 87V88H47ZM144 87V86H143ZM180 87V86H179ZM191 88H192V86H190ZM195 87V86H194ZM70 88V87H69ZM80 88V89H79ZM109 88V89H108ZM141 88H142V86H141ZM189 88V87H188ZM190 88V89H191ZM213 88V87H212ZM218 88V87H217ZM253 88H255V87H253ZM264 88V87H263ZM24 88H22V90H23ZM29 89V88H28ZM30 89V90H31ZM37 89H38V86H37ZM37 89H36V92H37ZM176 89V90H177ZM210 89L211 88H209L208 90L210 91ZM260 89H262L261 91H260ZM0 90H2V88H0ZM25 90H26V88H25ZM33 90H35V89H32L31 90V94H32V92L33 93H35ZM42 90H40V91H38L37 93H36V96H34V97H36L35 99L36 100H38L39 101V103H41L40 102V100L42 101V102H44L43 101V99L45 98H43V93H41L42 92ZM176 90H175V92H176ZM181 90H183V92H182V95L180 94V96L182 97V96H185V92H186V89H184L183 87L181 88ZM194 89H192V91H193ZM201 90V89H200ZM207 90V91H208ZM68 91V90H67ZM72 91V92H71ZM80 91V92H79ZM105 91V90H104ZM155 91V90H154ZM166 91H165V94H166ZM178 91V94H179V90H177ZM211 91H212V94H211ZM211 91H210V94L211 95H213V89H211ZM217 91H219V90H217ZM0 92H2V94H4V92L5 91H0ZM59 92V93H58ZM61 92H64V93H61ZM135 92H137L136 94H135ZM261 92V93H260ZM45 93V92H44ZM73 93H74V95H73ZM75 93H79V95L77 96ZM159 91H158V93L156 94V98L158 99V96L157 95H159ZM163 93V92H162ZM189 93V92H188ZM187 93V94H188ZM209 93V92H208ZM8 94H10V95H12V96H14L15 95V93L13 92V93H8ZM105 94V93H104ZM140 93H138V95H139ZM172 94V93H171ZM173 94H174V91H173ZM177 93H175V95H176ZM177 94V95H178ZM184 94V95H183ZM215 94H216V91H215ZM241 94H244L245 95V97L247 98V97H250V99L249 100H245L244 98V96H243V98H241L242 97V95ZM48 95V94H47ZM63 95V96H64ZM108 95V94H107ZM137 95V96H138ZM141 95H142V93H141ZM149 95H151V94H149ZM240 95V96H239ZM247 95V96H246ZM45 96V95H44ZM51 96V95H50ZM54 96V95H53ZM52 96V97H53ZM56 96V97H57ZM60 96V95H59ZM62 96V97H63ZM102 96H105L106 97V95H102ZM140 96V95H139ZM231 96H239L241 99H243V100H241V99H239L238 100V97H237V100L238 101H232L231 100V98H233V97H231ZM68 97V98H67ZM82 97H84V98H82ZM141 97V96H140ZM214 97H213V99H214ZM228 97H230V99L228 98ZM43 98V99H42ZM65 98L63 99L64 101H65ZM108 98V97H107ZM144 98V97H143ZM176 98H179L178 96L176 97ZM184 97H182V99H183ZM225 98H228V100H226L227 102L228 101H232V103L231 102H228V104L230 103V104H233V105H230V106H224V104L225 105H227L226 103H225ZM235 99H236V97H234ZM34 99V98H33ZM74 99H76V98H73V100ZM79 99V98H78ZM79 99V100H80ZM155 99V98H154ZM222 99H224V100H222ZM32 100V99H31ZM57 100V99H56ZM68 100H67V102H68ZM185 100V99H184ZM192 100H193V97H192ZM35 101V100H34ZM53 101H55V99L53 100ZM72 101V100H71ZM71 101H69L67 104H69ZM177 101H178V99H177ZM177 101H176V103H177ZM254 101V100H253ZM252 101V102H253ZM75 104H77V101L75 100ZM123 102V101H122ZM198 102H199V100H198ZM30 103H32V102H30ZM60 103V102H59ZM66 103V101L64 102V104ZM34 104V103H33ZM56 104V103H55ZM55 104L53 105V107H52V110L50 111V114H51V112H52V114L54 115V116H58L59 117V120L60 121H62L63 120V123H64V121H66L67 123H69L70 124V126L72 127V129L73 130H77V128H75V127H78V126H75L76 124V122L74 123V120H73V118H72V116H70L67 112H69L68 111V109L69 108H67V110L65 109V107L63 108L62 106V108L60 107V105L58 104H56V106H55ZM74 105V107L72 106V105ZM71 104H70V107L72 108L73 107V109H75V104H73V102H71ZM135 104V103H134ZM32 105V104H31ZM48 105H49V103H48ZM51 105V104H50ZM78 105V104H77ZM80 105V104H79ZM82 105H80V107H82ZM2 106V105H1ZM7 106V105H6ZM34 106V105H33ZM93 106V105H92ZM190 107H192V108H194L193 106H191V105H189ZM11 108H9V110L11 109V110H15V108L14 107H16L15 106V104H14V106L12 107V106H10ZM68 107V106H67ZM84 107V106H83ZM185 107H187V106H185ZM190 107H188L189 108V110H188V108H187V111L186 112H189L190 110H191V108ZM211 107L213 108L214 107V109L215 108H217V109H215V110H213V111H217V114H219L218 116H219V118L217 119L218 121H219V119H222V122L220 121V123L219 122H216L215 123V121H214V118H215V116L217 115V114H215L216 112H214V115H213V111H212V109H211ZM13 108V109H12ZM17 108V107H16ZM28 108V107H27ZM78 108H79V106H78ZM89 108V107H88ZM6 109H8V108H6ZM19 109V108H18ZM49 109H51V106H50V108ZM63 109H65L64 111L65 112H63ZM77 109V108H76ZM103 109V108H102ZM203 109V108H202ZM8 110V111H9ZM35 110V109H34ZM84 110V109H83ZM246 110L247 111H249V114H251V116H247V114L245 113L246 112ZM254 110V111H253ZM16 111V110H15ZM67 111V112H66ZM14 112V111H13ZM17 112V111H16ZM26 112V111H25ZM219 112V113H218ZM24 113V112H23ZM70 113H71V110H70ZM92 113V112H91ZM196 113V112H195ZM232 113H235L236 114V117H237V115H240V118H236V119H234V117L231 119L230 118V115L232 114ZM260 113H262V114H260ZM52 114H51V116H52ZM74 114V113H73ZM128 114V113H127ZM132 114V113H131ZM130 113H129V116H128V124L126 125V127L124 128L125 129V131L127 132H130L129 134H128V132H127V134L128 135H130L131 134V132L132 131H136V132H138L139 134V136L141 135V136H143V137H148L147 139H149V135L151 134V135H153L154 136V134H156V132H155V129H159L158 128V126H156L155 127V125L154 126H151L150 124H148V127L150 126V128H147L146 127V125L144 126V124H142L143 122L142 121H138V120H136L135 119V117H134V115H131ZM185 114V113H184ZM185 114V115H186ZM159 115V114H158ZM212 115L214 116V118L212 117ZM233 115V114H232ZM53 116V117H54ZM176 116H178V115H176ZM188 115H186L185 117H187ZM218 116H216V117H218ZM264 116V115H263ZM158 117V116H157ZM188 117V118H189ZM221 117V118H220ZM61 118V119H60ZM81 118V117H80ZM184 118V117H183ZM50 119V118H49ZM55 119H57V118H55ZM79 119V118H78ZM95 121H94V123H93V125L91 126V125H88L87 127H86V133L88 134L87 136H91V138L93 137L94 138V140H97V142L98 141H107V143H108V146H110L109 144H112V142L114 143V142H116L115 140H118L119 138H120V140H121V138L122 137H118V136H120V134L119 133H117L118 131H117V124H116V122L114 121V120H112L111 119V117L109 116V114L105 111V112H103V111H99V112H97L96 113V115H95ZM174 119V118H173ZM185 119V118H184ZM163 120H167V119H163ZM186 120H188V119H186ZM185 120V121H186ZM49 121V120H48ZM55 121V120H54ZM184 121V122H185ZM53 122V121H52ZM65 122V123H66ZM142 122V123H141ZM163 122V121H162ZM32 123V122H31ZM57 123V122H56ZM55 123V124H56ZM62 123V122H61ZM104 123H107L108 124V126L106 127V128H102V130L100 129V127L102 126L103 127V124ZM219 123V124H218ZM262 123H260V124H262ZM67 125V124H66ZM264 123L262 124V127L264 128ZM36 126V125H35ZM53 126V125H52ZM55 126V125H54ZM64 126V125H63ZM70 126L68 125V127H69V129H71L70 128ZM165 126V125H164ZM260 126L261 125H259V128L258 129H261L260 128ZM257 127H258V125H257ZM256 127V128H257ZM4 128V127H3ZM99 128V129H98ZM12 129V128H11ZM33 129V128H32ZM56 129V128H55ZM78 129H79V127H78ZM124 129H123V131H124ZM249 129V128H248ZM247 129V130H248ZM1 130H3V129H1ZM0 130V131H1ZM154 130V131H153ZM226 130V129H225ZM256 130V129H255ZM263 130V129H262ZM3 131H5V130H3ZM159 132H160V130H158ZM157 131V132H158ZM223 131H224V129H223ZM260 131V130H259ZM258 131V132H259ZM9 132H10V130L9 131H6L5 133H7V134H9ZM153 132H155V133H153ZM215 132H217L218 133V137L219 138H215V136H216V134H215ZM225 132V131H224ZM224 132H222V134H225ZM247 132H249V131H247ZM2 135H0V178L1 179H3L4 180V176L3 175H5V174H7L6 176H7V179H6V176H5V181H7L8 183H7V186H6V182H5V189L3 190V191H1V187L2 186H0V227H2V230H3V228L6 230V232H9V236H11L12 238H13V235L15 234V232H13V231H15L16 229H17V226L21 223V222H19V221H21V218H23V224L25 225V224H27L26 223V221H29V223L31 224V222L30 221H32V224L34 223V222H36L37 224H38V221H42V220H46V222H47V224L49 225L50 224V222L51 223H55V222H57L58 220L57 219H55L54 220V218H44V216L47 214L46 212H48V211H45L48 207H46V206H51V204H52V202H54V201H52V200H54V198H56L57 197V194L55 195L54 193H58V196H60V198H62L63 197V199H66L67 197H65V195H63V194H65V193H71V194H69V196H72V200H76L77 199V203L75 202V201H73V202H75L76 203V205L75 204H73V202L72 203H70L71 204V206L73 207V206H75L74 208H72V207H70L69 206V204H68V202H69V200H68V202H67V204H68V207L65 205V203H64V205L63 204H61V205H63L62 206V208L60 207V206H57L58 205V202L60 201V200H62V199H60L59 201H55L56 203H57V205H56V203L55 204H52V206L54 205L55 207H59V208H61V211H62V213H65L66 215L68 214V215H70V216H74L75 217V225L72 223L71 225H74V227L73 226H71L72 228V230H74V231H76L75 233H73L74 234V236H73V234H72V230H71V234H69L71 237H73V239H75L74 241H75V243L76 244H79V243H77V241L78 242H80V244H82V246L84 245V246H86L88 249H90V247H88V246H92V244H93V248L94 247H96L97 249L96 250H99V252H100V254L98 253V251H95V253L97 252L98 254L97 255H101L102 253H101V251H100V249H101V247L99 248V244H98V242H101V240H99V241H95V240H97V234H98V232H100V231H102V228L100 229L99 228V226H97L96 224L94 225L93 223H91L92 221H90V219L91 220H93L92 218H90L92 215H91V213H94L95 215H97V211H98V207H99V203L97 202V204H95V203H93V201H94V199H93V201L91 202V199H89L88 198V200L86 199L87 197H86V193H89L90 192V190H89V192H88V187L91 189V192H90V194H92V191L95 193V194H98V193H103L104 192V194L106 193L107 195H108V197L110 196V197H116L115 199L113 198V200L111 201V204H112V202H114V200L116 201V202H118V199H117V196H114V195H112L111 196V194H112V192H114V193H116L117 191H119V192H121L120 190H122V193L120 194L119 192H117V194L119 193V195H125V196H127L126 194H128V197L129 198H131L132 196V198L130 199V201L132 200V202H130V204H132V206H136L135 208L137 209L138 207L137 206H140V207H142V205H144L147 209H149V208H151V213H154V215H156V213H157V217L156 216H153V215H151L152 217H149V218H145V220H147L148 219V221H145L144 219H143V217L141 218L140 217V222H139V220H138V223H137V220L136 219H134V220H131V221H133L134 222V224L136 225V223H137V225H141V227L139 226H135V227H133L134 225H132V229L134 228H137L139 231H141L142 230V232H140V233H137V231H136V229L135 230H133V232H134V234L136 235V236H134V234H132V231H129V229L126 231L124 228L125 227H127L128 225H130L129 224V219H127V220H125V222H123V220L122 219H125V218H123V217H119L121 220H120V222L122 223V225L124 226V228H123V226L122 227H120V231H121V236H123V238H124V242L123 241H121V240H123V238L121 237V240H119V232H117V229L116 228H118V226H119V224H120V222H116L115 223V221H114V219L113 218H111L110 220H113V221H110V222H114V223H110L111 225H113V226H115V224H117V227L115 226L114 228H112V226L111 227H107L110 231H108V230H105V225H102V227H104V231H103V233L102 232H100V233H102V234H106L105 236H107V233H111V231L112 230H114V229H116V230H114V231H116L115 233H116V235H117V237H116V235L113 233V231H112V233L114 234V236L112 235V233L108 236V237H111L112 238V236L115 238H117V240H118V242H116L115 240H110L109 238V240H110V242L112 241L113 243H116V245L117 244H119V242H123V243H125V242H127V241H129V239H130V241L129 242H132L133 241V238H135L134 239V243L132 242V244H130L129 242H127V243H129V245L130 246H132L133 248H134V250H131V251H138V252H136L137 253V256H138V254L139 253H141V251L142 250H144V249H142V247L141 246H139L138 244H140L141 245V243L140 242H136V239H137V241H141V239H139L138 240V238H136L138 235H141V236H143L144 237V235H143V233L144 232H151V233H155L156 231H155V229H153V224L155 223V225L154 226H156V221H157V224H158V222L159 221H161V223L164 221V219H163V217H165V216H168V215H162V214H164L165 212V210H163L164 209V207H166V204L167 203H165V202H167L165 199H163V192L165 191V189H166V195H169V188L171 189V193H172V191H174L176 188H177V186L174 184V185H172V184H170V182H168V179H167V177L165 178V179H163V180H161L163 183H164V185H163V183L162 184H160V185H157V187H155V189H154V187H152L151 185V188L153 189V191L154 190H158V193H157V195L159 194V196H156V193H154V192H151L152 191V189H150V187L148 186L149 185V183H146V185L149 187V188H147V186L145 185V183H144V185L146 186L145 187V190H144V185L142 184V186H141V184H139V183H141V181H142V178L143 177H141V180L140 181H138V180H136V177L137 176H139L140 175V171H138L139 170V168L140 169H142L141 171H142V174L144 173V171L146 170V171H148L146 168L145 169H143L144 167H142L141 168V166L142 165H140L139 164V167H137V162H136V160H138V161H141V160H139V158L138 159H136L135 161H128V159H129V156H127L125 153H124V155L123 154H118V153H114L115 155H113V154H111V155H109V153L107 154L106 153V155L104 154V156L102 157V159L103 160H105V161H107V165H111V167H110V165L108 166L109 168H107L106 167V169L105 170H100L101 171V173H99V174H101V176H100V178H102V177H104V176H106V178H107V176H111L112 178L114 177H116V176H121V175H118L120 172L119 171H121V166H123V168L124 167H130L129 166V164L131 163V162H133V165H135V169L136 170H134L133 171V173H135V175L134 174H132V176L131 177H133V180H130L131 179V177L130 178H126L125 180H124V178H122L123 177V175H122V177H119V178H115V181L117 180H119V179H121V180H123V181H125L126 183L128 182V185H130L129 184V182H135V184H136V181H138V185H137V187H136V185H135V188H136V190H135V188L133 187V189L131 188V186H129L130 187V189H132V190H134L135 191V195L134 194H132V192L133 191H129L130 189H129V187L127 188H125L124 189V191L126 190L127 191V193L126 194H124L125 192H123V187H124V185H123V187L121 188L120 187V185L118 186V184H116V185H112L114 188H117L115 191H113V190H111V189H113L112 188V186L111 185H108V186H110L111 188H110V192H108L109 191V187L107 186V184H106V186L104 185L103 186V184H102V182H100L99 180H97V179H95V178H89L90 176H89V173L88 174H83L82 172L83 171H78V169L76 170V172H75V174L78 172V173H82V174H76V175H78L80 178H82L81 180H83L82 182H84V177H88V178H85V179H87L86 181H88L89 183H86V184H89V185H87L86 187H85V190L87 191H85L83 188H84V185H86L85 184V182L82 184V183H80L81 181H80V178H79V180L78 179H76V177L77 176H75L74 177V175L75 174H73V168L75 167H73V164H74V162H75V159H76V157H74L75 159L73 160V158H71V156L70 155H68V152H67V150H65V148L62 146V150H63V148H64V151H62V152H57V151H59V148L61 147H59L58 148V146H57V148L58 149H56L55 150V153H54V151L51 153V154H49V152H47V151H44L43 150V147L42 148H40L39 147V145L40 144H38V143H36V141H35V139H34V141H35V144H34V141H33V139H29L28 138V140H27V137H25V140H27V141H25V142H27V144L25 143V144H23L22 142H21V140L20 139H18V138H15L14 137V135L12 136V134H9L8 136L9 137H7L6 135L7 134H5L4 135V133L3 132H0ZM72 133V132H71ZM132 133H134V134H136L135 132H132ZM153 133V134H152ZM169 133V134H170ZM193 133H191V134H193ZM260 133H261V131H260ZM14 134V133H13ZM117 134H119V135H117ZM244 134H245V136H244ZM128 135H125L124 137L125 138H127L128 139V137L130 138V136H128ZM133 135V134H132ZM156 135H158V133L156 134ZM155 135V136H156ZM160 135V134H159ZM167 135V134H166ZM189 135V134H188ZM226 135V134H225ZM225 135H222V136H225ZM6 136V137H5ZM128 136V137H127ZM139 136H137V135H134V139H135V141H137L138 140V138L136 139V137H139ZM221 136V140H220V142L221 141H223L224 139H225V137H222ZM228 136V135H227ZM229 136H230V134H229ZM249 137V139L246 141V142H243L242 141V139H244L245 137ZM260 136V135H259ZM133 137V136H132ZM167 137V136H166ZM191 137V136H190ZM246 137V138H247ZM255 137H256V135H255ZM153 137H151V139H152ZM170 138H171V136H170ZM178 138V139H177ZM181 138V139H180ZM188 138L189 137H186V139L185 140H188ZM213 138H215V139H217V140H214ZM224 138V139H223ZM123 139V138H122ZM126 139V140H127ZM140 139V138H139ZM142 139H144V138H142L141 137V141H142ZM164 139V138H163ZM190 139H192V138H190ZM223 139V140H222ZM23 140V139H22ZM30 140H32V141H30ZM37 140V139H36ZM54 140V139H53ZM124 140V139H123ZM140 140H138L137 142H140L141 144L144 142V140L141 142ZM145 140H146V138H145ZM153 140H154V138H153ZM156 140V139H155ZM169 140V139H168ZM171 140V139H170ZM226 140V139H225ZM224 140V141H225ZM249 140H251V141H253V143H251ZM52 141V140H51ZM102 141V142H103ZM133 141V140H132ZM147 141V140H146ZM149 141V140H148ZM147 141V142H148ZM189 141V140H188ZM187 141V143L189 144V142ZM245 141V140H244ZM256 141V142H257ZM28 142H30V146H28ZM46 142V141H45ZM59 142V141H58ZM104 142V143H105ZM110 142V143H109ZM118 142H119V140H118ZM153 142V141H152ZM156 142V141H155ZM154 142V143H155ZM158 142V141H157ZM161 142V141H160ZM183 142V141H182ZM186 142V141H185ZM191 142V141H190ZM215 142V143H214ZM248 142H250V144L248 143ZM255 142V143H256ZM139 143V144H140ZM164 143V142H163ZM171 143V142H170ZM175 143V142H174ZM187 143H186V145H187ZM196 143H194V144H196ZM241 143H245L243 146L241 145ZM249 144V145H247V144ZM55 144V143H54ZM133 144V143H132ZM132 144H130V147H131V145ZM138 144V145H139ZM177 144H178V142H177ZM176 144V145H177ZM192 144V143H191ZM227 144H231L230 142L229 143H227ZM21 145H22V147H23V149H25V151H22L21 149ZM24 145H26V146H28L27 148L24 146ZM49 145H52V142H51V144L49 143ZM134 145H137V144H133V146L132 147H134ZM167 145V144H166ZM165 145V146H166ZM171 145H173V143H171ZM181 145H182V143H181ZM179 146V144H178V146L181 148H183V146ZM185 145V144H184ZM197 145H196V147H197ZM228 145V146H229ZM245 145H247L246 147H244ZM41 146V145H40ZM54 146V145H53ZM142 146H145L144 145V143H143V145ZM141 146V147H142ZM146 146H148V145H146ZM156 146H158V145H156ZM163 146V145H162ZM169 146V145H168ZM167 146V147H168ZM225 147H224V150H227V149H229L226 145H224ZM254 146H256V147H260L259 149H255L254 148ZM172 147H174V145L172 146ZM188 147V146H187ZM194 147V146H193ZM192 147V148H193ZM233 147L234 148H236V150L235 149H233ZM136 148V147H135ZM144 148V147H143ZM166 148V147H165ZM169 148V147H168ZM176 148H177V146H176ZM181 148V149H182ZM211 148V149H210ZM226 148V149H225ZM254 148V149H253ZM46 149V148H45ZM133 149V148H132ZM222 149H223V147H222ZM231 149L230 150H228V152L229 151H231ZM248 149H250L249 151H248ZM251 149H253V152H251ZM21 150V151H20ZM39 150H41V151H44L45 152V154L42 152V154H40V152L41 151H39ZM50 150V149H49ZM53 150V149H52ZM70 150V149H69ZM166 150V149H165ZM183 150V149H182ZM193 150V149H192ZM196 150V149H195ZM208 150V151H209ZM235 150V151H234ZM38 151V152H37ZM51 151V150H50ZM118 151V150H117ZM116 151V152H117ZM121 151V150H120ZM122 151L124 152V150L122 149ZM127 151V150H126ZM128 151H129V149H128ZM184 151L185 152H187L185 149H184ZM199 151H201V150H199ZM239 151V153L241 154V152H240V150H237V152ZM36 152H37V154L38 155H40L41 156V158H42V155L44 156L45 155V157H43L42 158V162H41V158L40 157H38L40 160L38 161V159L37 158H34L33 156H34V153L36 154ZM47 152V153H46ZM131 152V151H130ZM189 152V151H188ZM191 152V151H190ZM225 152V151H224ZM223 152V153H224ZM236 152V155L235 156H237V154L239 155V153H237ZM251 152V153H250ZM73 153V152H72ZM121 153V152H120ZM160 153L161 152H159V154H157V156L156 157H158V159H159V156L158 155H160ZM201 153V152H200ZM199 153V154H200ZM209 153V152H208ZM256 153L254 154V155H256ZM258 153V155H260ZM75 154V153H74ZM186 154V153H185ZM226 156H225V158L227 157V154H226V152L224 153ZM229 154H230V152H229ZM243 152H242V154L241 155H239V157L240 156H242L243 157ZM247 154H244V157H246V159H247ZM80 155V154H79ZM101 155H103V153L101 154ZM126 155V157H124ZM189 155V154H188ZM233 155H228V157L229 158H227L226 159V161L228 160V163H235L234 162V160H235V158L233 157ZM252 155V154H251ZM264 155V153L263 154H261L260 156L262 157ZM75 156H78V155H75ZM161 157H162V155H160ZM222 156H223V158H224V155L222 154ZM230 156H231V158H230ZM34 159H33V158ZM35 157H36V155H35ZM73 157V156H72ZM127 157H128V159H127ZM206 157V156H205ZM233 157V158H232ZM239 157H236L237 158V160H238V158ZM241 157V158H242ZM81 158V157H80ZM126 158V159H125ZM201 158V157H200ZM203 158V157H202ZM258 158V157H257ZM33 159V160H32ZM35 159L39 162V164L38 163H36L35 162ZM77 159H79V158H77ZM143 159V158H142ZM157 159V160H158ZM161 159V158H160ZM160 159H159V161H160ZM164 159V158H163ZM210 159V158H209ZM213 159H215V158H213ZM221 159V158H220ZM230 159H234V160H230ZM85 160V159H84ZM162 160V159H161ZM197 160V159H196ZM207 160V159H206ZM216 160H218V159H216ZM253 160V159H252ZM34 161V162H33ZM74 161V162H73ZM101 161V160H100ZM127 161V162H126ZM144 161V160H143ZM142 161V163H144L145 164V162L146 161H144L143 162ZM236 161V160H235ZM239 162H236L235 164H237L238 165V167L240 166V168H242L243 166H244V164H246V163H244L243 164V162H242V160L240 161V159L238 160ZM244 161V160H243ZM254 161V160H253ZM257 161H259V160H257ZM12 162V164H14V165H12V164H10ZM15 162L16 163H20L19 165H20V168H22V170H23V172H21V176L19 175V173H17V171L16 170H14V171H16V173L15 172H13L12 170L15 168H12V172H10L9 173V171L8 172H6V173H4V171H3V169L5 168L4 166L2 167V165L4 164H6L5 166L7 167L9 164L10 165H12V166H15ZM77 162V161H76ZM104 162V161H103ZM129 162V163H128ZM79 163V162H78ZM126 163V164H125ZM128 163V164H127ZM156 164L157 163H159V162H155ZM257 163V162H256ZM261 163V162H260ZM143 164V165H144ZM146 164H147V162H146ZM152 164V163H151ZM183 164H185V163H183ZM229 164V165H230ZM76 165V164H75ZM124 165H126V166H124ZM201 165V164H200ZM227 165V164H226ZM11 166V167H12ZM145 167H146V165H144ZM9 167V166H8ZM8 167L6 168V169H8ZM3 168V169H2ZM17 168H18V165H17ZM103 168H105V167H103ZM121 168V169H120ZM127 168V169H128ZM134 168V166L132 167V169ZM148 169H149V167H147ZM232 168V167H231ZM245 168V167H244ZM16 169V168H15ZM92 169V168H91ZM131 169V168H130ZM138 169V170H137ZM183 169V168H182ZM226 169V168H225ZM246 169V168H245ZM9 170V169H8ZM21 170V169H20ZM35 170H37L36 172H35ZM89 170V169H88ZM151 170H153V169H151ZM204 170V169H203ZM231 170V169H230ZM72 173H71V172ZM138 172L139 173V175L138 174H136V172ZM146 171H145V173H146ZM150 171V170H149ZM147 172V173H150V172ZM184 171V170H183ZM39 174H38V173ZM89 172H90V170H89ZM94 172V171H93ZM119 172V173H118ZM123 172V171H122ZM121 172V173H122ZM157 172V171H156ZM160 172V171H159ZM264 172V171H263ZM2 173H4V174H2ZM37 175H36V174ZM84 173H86V172H84ZM120 173V174H121ZM161 173H163V172H161ZM183 173V172H182ZM181 173V176L179 177H177L176 179L174 178V181H172V183H176V181L178 182V184H179V186H178V188H177V192L178 193H176L175 194V192H173L171 195L174 197V199H175V201L177 202H179V196L180 195H184V197H185V195L188 197L187 199H191L189 202H187V199L186 200H183L184 199V197L183 198H181V204L183 205H181L180 203V206H182L181 208L183 209V207L186 205V204H188V205H190V202H192L191 204H192V208L194 209V211H198L199 210V207H200V209H201V213L199 214V216L200 215H202L203 213H202V210H206V208L207 207H209L210 209L212 208V214H213V209L215 208L216 209V206L219 204V206L220 207H224V206H226V208L228 207V205L229 204H227L228 203V201L226 202V195L224 196L225 198L223 199V195L225 194V191H221V196H220V194H219V192H220V190L219 189H217V186L215 187V186H208V187H204L203 189H201V188H198V190L197 189H195L194 187L192 188V187H190V185H189V188L187 187H185V184H188V183H186L187 181H189V177L187 178V177H185V175L183 176V174ZM18 174V175H17ZM23 174V175H22ZM69 174H73V175H69ZM96 174V173H95ZM98 174V175H99ZM102 174L104 175V176H102ZM126 174V173H125ZM128 174H130V173H128ZM151 174V173H150ZM150 174H143V176L145 177V175L147 176V175H149V176H151ZM160 174V173H159ZM158 174V177H156V178H158L159 180H160V176H162V175H159ZM164 174V173H163ZM69 175V176H68ZM87 175V176H86ZM3 176V177H2ZM24 176V177H23ZM25 176H27L26 178H32V181H31V183L34 181L35 182V178L38 180V182L36 181V184L33 182V185L34 186H36L35 188H33V187H30V188H32V189H28L29 188V186H26V187H28V188H24L23 189V186L25 185V184H23L22 182H25ZM74 177L73 179H70L71 177ZM96 176V175H95ZM126 176H127V174H126ZM134 176H136V177H134ZM141 176V175H140ZM157 176V175H156ZM20 177H22V181H21V183L23 184L22 185V188L20 187L21 186V184L19 185V179H20ZM69 177V178H68ZM93 177V176H92ZM128 177V176H127ZM163 177H165V175H163ZM163 177H161V178H163ZM170 177V176H169ZM173 177V176H172ZM19 178V179H18ZM28 178V179H29ZM34 178V179H33ZM78 178V177H77ZM139 177H137V179H138ZM28 179H27V181H28ZM127 179H129L128 181H126ZM140 179V178H139ZM2 180V181H3ZM31 179H29V181H30ZM78 180V181H77ZM103 180V179H102ZM119 181V182H123V181ZM150 180V179H149ZM170 180H172V179H170ZM176 180V181H175ZM193 180V179H192ZM1 181V182H2ZM80 181V182H79ZM158 181V180H157ZM225 181V180H224ZM19 182V183H18ZM80 184H82V185H80L81 186V190L79 189V183ZM146 182V181H145ZM166 182V183H165ZM196 182V181H195ZM229 182V181H228ZM227 181H226V183H228ZM38 183H39V186H38ZM125 183V184H126ZM154 183V182H153ZM161 183V182H160ZM190 183V182H189ZM192 183V182H191ZM190 183V184H191ZM223 183V182H222ZM1 184V183H0ZM78 184V185H77ZM131 184H133V186H134V183H131ZM206 184V183H205ZM127 185V186H128ZM173 186L175 189L173 190V188H172V186L171 187H169L168 188V191H167V188H165V187H168V186ZM207 185V184H206ZM83 186V187H82ZM117 186V187H116ZM139 186V187H138ZM141 186V187H140ZM158 186L160 187V188H163L164 189V191H163V189H158ZM164 186V187H163ZM203 186V185H202ZM107 188V191H104V188ZM226 187V186H225ZM229 187V186H228ZM37 188V189H36ZM138 188V189H137ZM140 188H143V190H141ZM186 188V189H185ZM192 188V189H191ZM26 189V190H25ZM118 189H120V190H118ZM147 189V190H146ZM226 189H227V187H226ZM106 190V189H105ZM162 191V192H160V191ZM225 190V189H224ZM71 191H76V193L74 192V196L76 197H74L73 196V192H71ZM145 191V192H144ZM176 191V190H175ZM207 191H213L212 192V194L211 193H207ZM218 191V195L219 196H217L216 198H219V199H216V198H214V196H216L215 194H214V192H217ZM93 193V195H90V194H88L89 196H94L95 194ZM153 193V194H152ZM162 194V200H158L157 199V197H160L161 196V194ZM168 193V194H167ZM205 193L207 194V195H205ZM3 194H6L5 196L8 198V200L6 199V200H4L3 199ZM42 195L44 198H43V202L41 203V202H38V200H39V198H38V195ZM104 194H100L101 195V197H103V195ZM105 194V195H106ZM151 194H152V196L155 198L154 199V201L152 202V206H153V210L154 211H152V207H150L151 205H149L148 206V204H150L151 203V200L148 202L147 201V199H146V196L148 195L149 196V198H150V196H151ZM154 194H155V196H154ZM175 196H174V195ZM180 194V195H179ZM209 194H211L210 196L211 197H209ZM223 194V195H222ZM63 195V196H62ZM67 195V194H66ZM106 195V196H107ZM165 195V196H166ZM261 195V194H260ZM11 196V198H9ZM16 198V196H19V199H20V201H18V202H16L15 203V198ZM97 195H95V197H96ZM98 196H99V194H98ZM97 196V197H98ZM121 196V200L122 201H124L125 199H126V202L125 203H129V202H127L128 200L127 199H129L128 197H122ZM148 196H147V198H148ZM151 196V199L153 198ZM172 196H170V197H172ZM190 196H192V197H190ZM199 196L202 198H199ZM208 196V197H207ZM54 197V198H53ZM65 197V198H64ZM86 197V198H85ZM94 197V198H95ZM96 197V198H97ZM168 197V196H167ZM172 197V198H173ZM178 198V200H176V198ZM12 198L14 199V202L13 201H11L12 200ZM38 198V199H37ZM75 198V199H74ZM106 198V197H105ZM119 199H120V196L118 197ZM171 198V199H172ZM1 199H3V201L1 200ZM17 199H18V197H17ZM18 199V200H19ZM59 198L57 197V199H55V200H58ZM70 199H71V197H70ZM100 199V197H98V200ZM104 199V198H103ZM146 199V200H145ZM157 199V200H156ZM160 199H161V197H160ZM199 199H201V200H199ZM224 201H223V200ZM67 200V199H66ZM97 200V201H98ZM102 200V199H101ZM106 200H108V199H106ZM120 200V201H121ZM153 200V199H152ZM156 200V201H155ZM173 200V199H172ZM171 200V201H172ZM234 200V199H233ZM254 200V199H253ZM257 200V199H256ZM39 201H41V199L39 200ZM65 201V200H64ZM90 201V202H89ZM95 201H96V199H95ZM100 201V200H99ZM104 201V200H103ZM109 201V200H108ZM121 201V202H122ZM164 202L165 204H163V203H161V202ZM174 201V202H175ZM219 201V202H218ZM251 201V200H250ZM13 202V203H12ZM78 202H79V204H78ZM116 202H114L115 203V205H112V206H117L116 205ZM169 202V201H168ZM173 202V203H174ZM175 202V203H176ZM178 202H177V205H179L178 204ZM184 202H187L186 204H183ZM224 202H226V203H224ZM253 202V201H252ZM261 202V201H260ZM40 203V204H39ZM59 203H61V201L59 202ZM63 203V202H62ZM88 203V206H86L85 204H87ZM102 203V202H101ZM110 203V202H109ZM124 203V205H127V204H125ZM146 203H148L147 205H146ZM172 203V202H171ZM254 203V202H253ZM261 203H263V202H261ZM43 204V208H45V209H41L42 207H41V205ZM77 204H78V207H80V208H76V206H77ZM106 204V203H105ZM107 204H108V202H107ZM110 204V205H111ZM129 204V205H130ZM161 204H162V206H161ZM237 204H238V201H237ZM264 204V203H263ZM37 205H39L38 207H41V208H39V210H37V208L35 209V207L37 206ZM60 205V204H59ZM82 205H84V207L82 206ZM102 205H103V203H102ZM129 205H127V207L129 208L130 206ZM164 205V206H163ZM168 205V204H167ZM171 205V204H170ZM170 205H168V206H170ZM174 205V204H173ZM176 205V204H175ZM176 205V206H177ZM257 205V204H256ZM66 208H65V207ZM119 206V205H118ZM123 206V205H122ZM143 206V207H144ZM148 206V207H147ZM166 207L167 208V212H169L172 208H169V207ZM176 206H174V207H176ZM180 206H177V211L180 213V215L177 213L176 214V210H173V211H171V213L173 214L174 212V214L175 215H177V216H174V214L173 215H170V216H173L174 218L173 219H175V221H176V217H178V215L179 216H185V214H186V216H185V218H184V220L187 218V217H189L188 219H190V216L192 217V215L188 212H184V210H181V208L179 209V207ZM258 206H259V204H258ZM83 207V208H82ZM103 207H105V206H103ZM143 207H142V209H143ZM144 207V208H145ZM162 207V209L160 210L159 208H161ZM185 207H189L190 208V206H185ZM184 207V208H185ZM231 207V206H230ZM230 207H229V210H230ZM32 208H34V209H32ZM53 208V207H52ZM51 208V209H52ZM59 208H56V209H59ZM63 208L66 210V212L63 210ZM120 208V207H119ZM123 208H125L124 206H123ZM132 208V207H131ZM131 208H129V209H131ZM145 208V209H146ZM233 208V207H232ZM232 208H231V210H232ZM238 208V207H237ZM243 208H244V206H243ZM257 208V207H256ZM262 208V207H261ZM42 211H41V210ZM55 208H53V210H50L49 212H54V210H56ZM107 209V208H106ZM114 209V208H113ZM125 209H127V208H125ZM174 209H176V208H174ZM193 209H191L190 208V210H193ZM223 210L225 209V208H222ZM245 209V208H244ZM26 210H27V214L26 215H28V216H30L28 213H31V216H30V218L31 219H29L28 220V218L25 216V214H24V216H25V218L27 219H25L23 216H21L22 215V212L24 211L25 213H26ZM31 210H34V213H33V211H31ZM35 210H37V212L35 211ZM48 210V209H47ZM60 210V209H59ZM59 210H57V211H59ZM119 210V209H118ZM121 210H122V208H121ZM133 210V209H132ZM132 210L130 211L131 213H132ZM138 210H140V209H137V211ZM144 210V209H143ZM221 209L218 207V211L216 212V214H215V210H214V218L212 219L211 218V216L209 217V216H206V217H209V218H211L210 220H214V219H216L217 221L219 220V226H217V228H214V225H213V227H211V225L214 223V224H217L218 222L216 221V220H214V221H216V222H214V221H212L213 223L212 224H210V220L208 221L207 219H200V222H198V224H199V227L197 228V226L196 227H194V229L193 228H188L187 230H189V233L191 232V230H195V232L194 231H192V233H190V234H194V235H190V234H187V236H186V234L184 233L185 232V229H184V231H182L181 229V231L185 234V236H184V234L181 232V234H179L178 232H177V230H179V229H177L176 228V226H175V228L177 229L176 231H175V233L178 235V237H177V235L175 234V236L178 238V240L180 239V237L179 236H181L182 234H183V240L182 239H180L179 241H181L182 240V242L183 241H186V242H184V243H182L181 242V244H182V248H183V245H184V248L180 251V247H179V244H178V248L176 249V250H178L181 254H179L176 250H175V252L177 253V255L178 256H175L173 253L172 254H170L169 253V251H168V255L170 254V256L166 259V260H163L162 258L163 257H166V256H162V255H159L160 257H162V258H160L159 260L161 261V259L163 260V261H165V263L164 262H162L163 264H170V263H174L175 261H177V259H175L176 257H178V258H180V256L182 255V256H184V257H186V258H182V256H181V259H184L185 261H187L189 264H216L217 262H219L220 260H221V262H223L222 260H225V261H227V262H229V264H254L253 263V261L252 260H255V258L253 259L252 257H257V262H258V259H260V261L262 262V260H264V259H262V258H264V254H259V253H264V251H259L258 249L256 250L257 252H259L258 254H259V256L261 257H259L258 256V254H256L257 252L255 251V254H252V260L251 259H249V257L250 256H248V254L245 256V255H243V252H241V253H237L238 251L236 250L235 251V249L237 248V247H239V246H237V245H235V242H236V244L238 243V241L240 240L238 237V241H235L237 238H235V240H234V242H232L233 241V239L232 238H230L231 240H229L228 238L230 237V236H234V234L233 235H231L232 233V231L234 230V229H240L241 230V228H238L240 225L239 224H241V225H245V223L248 221V219H249V224H251L252 225V223H253V225L251 226V230L252 229H254V230H256L258 227L259 228H261V227H263L264 228V226H263V221H264V214L262 213V212H258V211H252V213L251 212H249L248 210H247V208L245 209L246 210V212H244L245 214L248 212V214H249V218L247 219V216H248V214H246L247 216H245V218H244V215L243 214H240V215H243L242 217H243V220L241 219L240 221H236V219H235V221H234V218H236V217H233V220H232V217H230V215H231V212L229 211V210H226L227 211V214H225L226 215V217H224V215H222L221 213H222V211L221 212H219ZM256 210V209H255ZM31 211V212H30ZM41 211V212H40ZM56 211V212H57ZM61 211L59 212V214H57V213H55L54 212V215L56 216V214H57V216H56V218L58 217L59 219L61 218V216H62V218H65V214H63V215H65V216H63L62 215V213H61ZM64 211V212H63ZM126 211V213L127 212H129V210L127 211V210H125ZM124 211V212H125ZM158 211V212H157ZM162 211L164 212V213H162ZM193 211V212H194ZM203 211V212H204ZM261 211V210H260ZM45 212V213H44ZM67 212H69V213H71V214H69V213H67ZM96 212V213H95ZM102 212V213H101ZM100 212V210H99V214L101 213V214H103L104 213V216H105V212H104V210L103 211H101ZM160 212V213H159ZM191 212V211H190ZM199 212V211H198ZM198 212H196L197 214H198ZM228 212H230V215H229V217L231 218V219H228L227 217V215H228ZM257 212V213H256ZM32 213H33V215H32ZM61 213V214H60ZM137 214H138V212H136ZM145 213H146V211H145ZM236 213V212H235ZM261 213H262V215H261ZM90 214V216H89V219H87V217H88V215ZM93 214V215H94ZM110 214V213H109ZM125 214V213H124ZM122 214L123 216H127L128 217V215H129V213H128V215L127 214ZM169 214V213H168ZM187 214H190V215H188L187 216ZM224 214V213H223ZM19 215V218H20V216H21V218L20 219H18L16 216H18ZM52 215L53 214H51V216L50 215H48V216H50V217H52ZM135 215V214H134ZM141 215H142V213H141ZM69 216V217H70ZM107 216H108V214H107ZM119 216V215H118ZM163 216V217H162ZM193 216H195V214L193 215ZM198 216V215H197ZM232 216V215H231ZM260 216H262V219H261V217ZM16 217V220L18 219L19 221H16L14 218ZM68 217V218H69ZM73 217V218H74ZM93 217V216H92ZM99 217H100V215H99ZM153 217H156L154 220H153ZM162 217V218H161ZM182 217H180L181 218V220H183V218ZM43 218V219H42ZM61 218V220L63 221V219ZM95 218V217H94ZM119 218H117L118 219V221H119ZM138 218V217H137ZM150 218H151V220H150ZM169 218V217H168ZM180 218H178V219H180ZM193 218V217H192ZM191 218V219H192ZM241 217L239 216V219H240ZM15 221H14V220ZM49 219V220H48ZM70 219H71V217H70ZM105 219H106V217H105ZM109 219V218H108ZM163 221H162V220ZM245 219L247 220V221H245ZM48 220V221H47ZM51 220V221H50ZM52 220H54V221H52ZM57 220V221H56ZM136 220V221H135ZM166 220H168V219H166ZM181 220H179L180 222H181ZM183 220V221H184ZM230 220H232V221H230ZM251 220V221H250ZM263 220V221H262ZM14 221V222H13ZM44 221H42V222H44ZM67 221H69V220H66L65 221V224H66V222ZM108 221V220H107ZM106 221V222H107ZM145 221V222H144ZM154 221V222H153ZM178 220H177V222H179ZM194 221V220H193ZM199 221V220H198ZM244 222V224H242V222ZM18 222V223H17ZM39 222V223H40ZM45 222V223H46ZM71 222V221H70ZM106 222H104V224L106 223ZM132 222V223H133ZM148 222H152V225L149 223L148 224ZM241 222V223H240ZM251 222V223H250ZM17 223V224H16ZM58 223V222H57ZM62 223H64V222H62ZM61 223V224H62ZM108 223V224H109ZM119 223V224H118ZM161 223H159L160 225H161ZM173 223H175V222H173ZM263 223V224H262ZM69 224V223H68ZM101 224V223H100ZM126 224H127V226H126ZM179 224V223H178ZM178 224H176V225H178ZM247 224V223H246ZM248 224V225H249ZM260 224H262V226H258V225H260ZM36 225V224H35ZM56 226V224H50L49 226L51 227H53V226ZM60 225V224H59ZM58 224H57V227L59 226ZM149 225V226H148ZM159 225V226H160ZM163 225V224H162ZM175 225V224H174ZM179 225H181V224H179ZM222 225H223V227L225 226L226 228H229L230 229V232H229V230H228V234L230 235H228V234H226V237L224 238V240L225 239H228L230 242H232V244L230 245V246H233V243H234V246L236 247L235 249H228L227 247H226V242H229V241H226L225 243V245H224V243H223V245H222V243L221 244H219L220 246L222 245V247L220 248V246L219 247H217L216 249H215V247H214V250L212 251V249H213V247L212 246H208V249H207V246H205V243L206 242H208V240H211V238L213 237L212 235L213 234H216V232H215V230L216 229H218L219 227H221V228H219V229H222ZM247 225V226H248ZM257 227H256V226ZM21 226H23V225H20V227ZM26 226V225H25ZM24 226V227H25ZM60 226H62V225H60ZM96 226V227H95ZM121 226V225H120ZM144 226H146V227H144ZM158 226V225H157ZM156 226V227H157ZM171 226V225H170ZM238 226V227H237ZM253 226L255 227V228H253ZM51 227V228H52ZM57 227H56V229H57ZM65 226H63L62 228H64ZM99 229H98V228ZM101 227V226H100ZM143 227L146 229L147 228V230L149 229V227H151L148 231H146L145 229H143ZM164 227V226H163ZM163 227H159V231L161 230L160 228H163ZM172 227V226H171ZM174 227V226H173ZM180 227V226H179ZM178 227V228H179ZM182 227V226H181ZM216 227V226H215ZM224 227V229L222 230V232H221V230H220V232H221V234L223 233V231L226 229ZM249 228H250V226H248ZM75 228V229H74ZM106 228V229H107ZM110 228H112V229H110ZM168 229H169V227H167ZM196 228H197V230H196ZM214 228V229H213ZM249 228H247L248 230H249ZM257 229L256 230V234H257V232L259 231V232H261V230L263 229V228H261V230L260 229ZM11 229H15V230H11ZM21 230V228H18L17 230ZM56 229H54V231H56ZM66 230H67V228H65ZM172 229V228H171ZM191 229V230H190ZM219 229H218V231H219ZM245 228H243V230H244ZM4 230V231H5ZM8 230V231H7ZM16 231V234L18 233V232H21V231ZM22 230H23V227H22ZM25 230V229H24ZM53 230V229H52ZM153 230V231H152ZM174 230V229H173ZM212 230H213V232H212ZM227 230H225V231H227ZM232 230V231H231ZM254 230H252V232H251V234H253V235H256L255 233H253L254 232ZM264 230V229H263ZM49 231V230H48ZM58 231V230H57ZM60 231V230H59ZM63 230L61 229V232H62ZM105 231H106V233H105ZM108 231V232H107ZM125 231H126V233H125ZM138 231V232H139ZM163 232H164V230H162ZM217 231V230H216ZM224 231V232H225ZM237 231H239V230H237ZM246 231V230H245ZM6 232H4L3 233V231H2V235H4L5 237H9L8 235L6 236ZM13 232V234H11ZM128 232H130L131 233V235H129L128 234ZM172 232V231H171ZM194 232V233H193ZM213 234H212V233ZM233 232H235V230L233 231ZM244 231H242V233H243ZM258 232V233H259ZM27 233V232H26ZM54 233V232H53ZM124 233H125V235L126 236H124ZM150 233V234H151ZM162 233V232H161ZM160 233V234H161ZM173 233H174V231H173ZM188 233V232H187ZM212 235H211V234ZM231 233V234H230ZM241 232H240V234L237 232V234H238V236H240L241 234H242ZM247 233H250V230H249V232H247ZM63 234V233H62ZM101 234V235H102ZM138 234V235H137ZM148 234V233H147ZM147 234H145V235H147ZM157 234V233H156ZM165 234H168V233H165ZM195 234H197V236L195 235ZM245 234V233H244ZM251 234H249V235H251ZM261 234V233H260ZM264 234V233H263ZM2 235H0L1 237H2ZM41 235H43L42 233L40 234V236ZM52 235V234H51ZM58 235L59 234H57V236L56 237H58ZM61 235V234H60ZM100 235V236H101ZM132 235H133V238H132ZM155 235V234H154ZM158 235H159V233H158ZM163 235V234H162ZM171 235V233L167 236V237H169ZM209 235H211L210 237H209ZM227 235H228V237H227ZM248 235V236H249ZM246 236L247 237V240L245 241V242H249V244H252L253 242L252 241H255V240H257L256 238L257 237H255V236ZM20 236H21V234H20ZM23 236V235H22ZM26 236V235H25ZM25 236H23V237H25ZM36 236V235H35ZM44 236H45V234H44ZM104 236V235H103ZM129 236H131L130 238H129ZM192 236V237H191ZM217 236V235H216ZM225 236V235H224ZM235 236H236V234H235ZM234 236V237H235ZM244 236V235H243ZM257 236V235H256ZM262 236V235H261ZM0 237V238H1ZM27 237V236H26ZM102 237V236H101ZM125 237H127V241H125L126 239H125ZM140 237V236H139ZM142 237V238H143ZM148 237H149V235H148ZM156 237V236H155ZM163 237V236H162ZM171 237H174V236H171ZM192 239H191V238ZM196 237L199 239L198 241L196 240ZM209 237V238H208ZM250 237H252V239H250ZM4 237H2V241H1V239H0V242H3V240H5L4 242H5V244L7 243L6 241H10L11 239L9 238H5V239H3ZM37 237H35L34 238V241L35 242H41L40 240H42L41 238H43V237H39V239L40 240H38L37 241V239H36ZM99 238V237H98ZM141 238V237H140ZM165 238H166V236H165ZM170 238V237H169ZM187 238V239H186ZM195 238V239H194ZM240 238H241V236H240ZM259 238V237H258ZM7 239V240H6ZM14 239V238H13ZM36 239V240H35ZM45 239V237L43 238V240ZM52 239V238H51ZM113 239V238H112ZM160 239V238H159ZM158 239V240H159ZM167 240H169L168 238H166ZM174 239V238H173ZM190 239H191V241H190ZM215 239V238H214ZM242 239V238H241ZM254 239V240H253ZM42 240V241H43ZM70 240V239H69ZM104 240V239H103ZM162 240H164L165 242H166V240L165 239H163L162 238ZM162 240H161V244H163L162 243ZM177 240V239H176ZM177 240V241H178ZM192 240H196L195 242H200V243H196L197 245L195 246V244H193V243H195L194 241H192ZM202 240V241H201ZM261 240V239H260ZM263 240H264V238H263ZM8 241V244H9V248L11 247V246H14L15 247V245H18L19 243L17 242V244H13V245H11V242L13 241H10L9 242ZM53 242L55 241V240H52ZM171 240H169V242H170ZM174 241H175V239H174ZM174 241H173V245L175 246V243H174ZM177 241H175V242H177ZM204 241V242H203ZM213 241V240H212ZM214 241H216V240H214ZM242 241V240H241ZM243 241V242H244ZM252 243H251V242ZM4 242H3V244H4ZM28 242V241H27ZM44 242V241H43ZM93 242H97V243H95V245H94V243ZM136 242V243H135ZM148 242V241H147ZM160 242V241H159ZM169 242H167L168 244H169ZM193 242V243H192ZM202 242V243H201ZM220 242V241H219ZM244 242V243H245ZM257 242H259V241H257ZM264 242V241H263ZM262 242V240L260 241V243L262 244L263 243ZM13 243H15V241H13ZM111 244V246L112 245H115V244ZM127 243H125V244H127ZM166 243V244H167ZM179 243V242H178ZM203 243H204V245H203ZM260 243H259V245H260ZM1 244L2 243H0V248H1ZM39 244V243H38ZM38 244H35V247H36V245H38ZM96 244H97V246H96ZM107 244H109V243H107ZM122 244V243H121ZM134 244H136L135 246H134ZM186 244V245H185ZM201 245L202 244V246H204V248L202 247V249L203 250H201V247L200 246H198V245ZM246 244V243H245ZM248 244V245H249ZM24 245V244H23ZM28 245H29V243H28ZM31 245H34V244H31ZM43 245V244H42ZM66 245V244H65ZM159 245V244H158ZM171 245V244H170ZM194 245V246H193ZM210 245H211V243H210ZM239 245V244H238ZM243 246H244V244H242ZM3 247V249H4V246L5 245H2ZM6 246H7V244H6ZM6 246H5V248H6ZM19 246H20V244H19ZM69 246V245H68ZM103 246H104V244H103ZM102 246V247H103ZM145 246V245H144ZM149 246V245H148ZM173 246V247H174ZM176 246H177V244H176ZM192 246L193 247H195V248H192ZM228 246V245H227ZM241 246V245H240ZM242 246V247H243ZM249 246H251V245H249ZM252 246H255V245H252ZM262 246V245H261ZM260 246V247H261ZM7 247V248H8ZM34 247V246H33ZM32 247V248H33ZM38 247H40V245L38 246ZM125 247H127V245L125 246ZM129 247V246H128ZM128 247H127V249H128ZM137 247V248H136ZM140 247V248H139ZM146 247V246H145ZM150 247H152V245L150 246ZM160 247H163L162 245L160 246ZM165 247H166V245H165ZM197 247H199V248H197ZM211 248V252H209L210 250V248ZM241 247V248H242ZM260 247H259V249H260ZM263 247V246H262ZM1 248V251L3 250ZM8 248V249H9ZM86 248V249H87ZM92 248V247H91ZM106 248H108V247H106ZM117 248V247H116ZM124 248V247H123ZM169 248V247H168ZM194 249V250H192V249ZM232 248V247H231ZM243 248H246V247H243ZM242 248V249H243ZM251 248H253V247H251ZM7 249V250H8ZM15 249V248H14ZM35 249V248H34ZM37 249V248H36ZM35 249V250H36ZM109 249H110V247H109ZM119 249V248H118ZM130 249H132V248H130ZM135 249H139V250H135ZM148 249V248H147ZM152 249H154V248H152ZM155 249H157L156 247H155ZM163 249H165L164 247H163ZM166 249H167V247H166ZM171 249H173L174 250V248H171ZM206 249L207 250H209V251H206ZM250 249V248H249ZM256 248H254V250H255ZM10 250V249H9ZM31 250V249H30ZM93 250H95V249H93ZM111 250V249H110ZM113 250H115V248L113 247ZM124 250V249H123ZM149 250H150V248H149ZM233 250V251H232ZM239 250H240V248H239ZM245 250V249H244ZM247 250V249H246ZM251 250V249H250ZM4 251V250H3ZM16 251V250H15ZM24 251V250H23ZM34 251V250H33ZM73 251V250H72ZM91 251V250H90ZM125 251V250H124ZM140 251V252H139ZM148 251V250H147ZM147 251H145V253L147 252ZM154 251V250H153ZM252 251V250H251ZM27 252V251H26ZM32 252V251H31ZM135 252H133L134 254H135ZM170 252H172V250H170ZM247 252V251H246ZM9 253V252H8ZM23 254H22V259H23V261L25 262L24 264H29L30 263V261H33L32 260V258L33 257H31L30 255H27V253H25V252H22ZM29 253V252H28ZM68 254H70L69 253V251L67 252ZM105 253V252H104ZM103 253V256L104 255H107L108 256V254H109V252H107V250H106V254H104ZM129 253V252H128ZM143 253V252H142ZM155 253V252H154ZM153 253V254H154ZM164 253V252H163ZM245 253V252H244ZM247 253H249V252H247ZM251 253V252H250ZM250 253H249V255H250ZM253 253V252H252ZM0 254L1 255H3V252L1 253L0 252ZM11 254V253H10ZM19 254H21V253H19ZM132 254V253H131ZM133 254V255H134ZM150 254H151V252H150ZM152 254V255H153ZM242 254V255H241ZM23 255H25V256H23ZM74 255H75V253H74ZM110 255H111V253H110ZM114 255V254H113ZM167 255V256H168ZM173 255L175 256V258H170V257H173ZM180 255V256H179ZM256 255V256H255ZM9 256V255H8ZM18 256V255H17ZM33 256V255H32ZM115 256V259H116V257L117 256H119V254L116 256V255H114ZM136 256V255H135ZM158 256V257H159ZM19 257V256H18ZM30 259H29V258ZM94 257V256H93ZM102 257V256H101ZM106 257V256H105ZM111 257H113L112 255H111ZM132 257V256H131ZM148 257V256H147ZM149 257H151V255L149 256ZM259 257V258H258ZM7 259H9L8 257H6ZM5 258V259H6ZM110 258V257H109ZM21 259V260H22ZM65 259V258H64ZM97 259V258H96ZM104 259V258H103ZM112 259V258H111ZM171 259V260H170ZM174 259V260H173ZM187 259V260H186ZM262 259V260H261ZM19 260V259H18ZM30 260V261H29ZM133 260V259H132ZM7 261H9V260H7ZM11 261V260H10ZM23 261H21L22 263L21 264H23ZM37 261V260H36ZM62 262H61V264H66L67 263V261H65L66 263H64L63 262V260H61ZM95 261H97V260H95ZM108 261V260H107ZM137 260H135V262H136ZM155 261V260H154ZM167 261V262H166ZM224 261V262H225ZM259 261V262H260ZM104 262V261H103ZM115 262V261H114ZM133 262V261H132ZM153 262V261H152ZM159 262V261H158ZM181 262V261H180ZM227 262H225V263H227ZM254 262H256V260L254 261ZM257 262L255 263V264H257ZM40 263V262H39ZM44 263V262H43ZM130 263V262H129ZM175 263H178V262H175ZM182 263H183V261H182ZM182 263H179V264H182ZM9 264V263H8ZM17 264H18V262H17ZM32 264V263H31ZM150 264V263H149ZM158 264V263H157ZM219 264H222V263H220L219 262ZM260 264H262V263H260Z\"/></svg>","mask_w":264,"mask_h":264}]
</instances>
